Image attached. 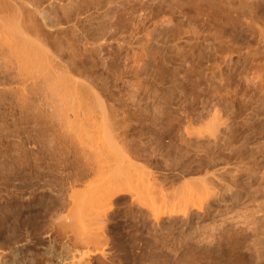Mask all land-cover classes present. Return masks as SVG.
<instances>
[{
    "label": "rangeland",
    "instance_id": "1",
    "mask_svg": "<svg viewBox=\"0 0 264 264\" xmlns=\"http://www.w3.org/2000/svg\"><path fill=\"white\" fill-rule=\"evenodd\" d=\"M105 1L106 0H99L98 2H97V0H94L92 3H90V2H88L87 3V5H88V7H87V9H86V11H80V14L78 13L77 15L79 16V20H80V23L78 22V20H77V15L75 16V18H73V20L72 21H70V22H68V23H71V22H74V21H77V22H75L76 23V25L78 26H76L77 28H79L78 30L76 29L75 30V34H74V36H76L77 37V41L76 42H78V43H82V42H84V40L86 39V38H89L90 36H91V34H92V31H91V27H93L95 24H96V22L97 21H99L100 19H102V23H101V25H102V27H103V29H102V35L101 36H103V37H101L99 40L100 41H97V42H95L96 44H92L93 46H96L95 47V49H96V53H97V57H98V61H99V65L96 67V69L94 70V71H96V72H94L93 71V74L91 75V77H94V83H95V85L93 84V83H91V84H93V87L96 89V87L98 88L97 90L99 91V92H101V90H102V88H106V90L105 89H103L102 90V92L100 93V94H103L102 96L104 97H108L107 99H105V101L106 102H108V100H109V102H110V105L108 104L107 105V107H108V110L109 109H112V110H109V111H111V113H114V114H110V115H112V117L115 119V120H118L119 119V121L121 120H124L123 122L124 123H122V124H126V125H116V124H114V125H116V126H113L115 129H116V132L113 130V128H110V130L108 131V130H106L105 128H103L104 129V132L102 131V121H103V116H102V114H101V112L99 113L98 111L99 110H97L96 111V108H94V111L96 112V113H94V111H93V105L94 104H90L89 102H91V96L88 94V96L87 95H85L84 97H81V95L78 97V95L79 94H75L74 96H67V98H71V97H73L71 100L69 99V100H64V99H67L66 98V94H64V91H63V93L60 91V90H58L57 91V93L59 92V95H60V92H61V95L63 96L62 97V99L65 101V102H67L66 104H62V99L59 101V97H58V94L57 93H55L56 92V88H55V86H54V84H53V86L52 85H48V87L47 86H41V85H37V86H35V89H33L34 88V86L33 85H31V87H30V85H28V86H26V87H21L22 85L20 84V83H16V82H14V81H10V80H8V81H6V83H5V81L3 82V81H0V208H1V211H0V215L3 217H1L0 218V223L2 224V226H5V227H9V228H15V230H16V233L15 234H13V236H15V237H13L12 235L10 236L11 238H21V237H23V231H24V227H26V228H29L30 230L31 229H33V230H31V231H33V233L34 234H38V232H39V234H43V232L45 233V231H47V228L48 227H46V225L47 226H50L49 228H51V224L50 223H47V224H44V225H42V223L43 222H48V217L49 216H47V218H45L46 217V213L47 212H50V213H48V215H51V211L52 210H50V209H53V207H54V205H55V203H53V202H56V196H55V194L53 193V192H56V190L58 189V190H62V191H65V189H66V187H67V185H66V182H65V180H68V179H70L71 178V176H72V178H75V177H84V176H88L89 174V169H88V167L89 166H91V164L92 165H94L99 159L101 160V159H103V158H106V160L108 159V158H110V156L107 158V157H105V154H104V152H103V154H104V156H103V158H102V156H100V158H99V156L98 155H100V153L102 152V150H100V149H103L104 148V146H102V144H105V143H103L104 141V139L106 140L105 142L107 143V146H106V144H105V150H108V148H109V154L110 155H119V154H121V152H119V151H117V146L119 145V144H121V140H120V138L122 139V137H123V135L125 134V135H127V136H125V137H127V139L125 138V144H127V145H125V147L127 146V147H129L130 145V147L129 148H134V147H136V148H138L137 149V152L140 154L139 155V157L137 156V158L138 159H136V156H135V154H133V156L132 155H130L129 156V158H128V161L129 160H131L130 161V163L131 164H127L128 166L129 165H132V164H136V165H134V166H139V165H144V164H142V163H145V159H146V157H148L150 154L149 153H151V155L153 156H149V163H150V166L147 164V163H145L146 165H145V168L146 169H150V170H152L153 172H155V174H157L159 177H162V174H163V172H168L169 170H168V166H166L165 164H164V157H167L168 158V160L169 161H167V162H170V158L169 157H171V156H169V155H166L165 154V152H166V150H165V147L167 146V139H169L170 138V134H169V132L168 131H166V132H164V134L163 133H161V129H164V124H163V122H164V120L167 118V116H173V114L174 113H176V111L174 110V109H172V107H170V104L173 106V108L175 107V105L174 104H172V102L173 103H175L176 105H177V103H178V99H177V96H179L180 98H183L184 100H185V97H186V101H184L183 102V107H184V105H185V109H187V110H185V112L184 113H181V114H183V115H181L182 117L184 116V114L185 113H190V114H192L193 113V115L194 116H196V115H198V112L201 114H203V113H205L206 111H209V113L210 114H212V102H215V101H217L216 102V104L218 103L219 104V106L221 105V107H219L221 110H223V106H222V104H221V101L219 102L218 100H220V96H216V95H219V93H216L215 94V98H213V100H215V99H217V100H215V101H212V88H215L217 91H219L220 92V94H224V92H225V90L227 91L228 90V94L227 93H225V95H227L226 97H227V101H226V105H230L231 106V110H232V112H231V110H230V118H229V128H228V130L226 131V134H225V139L227 140V141H230L231 143H233L234 145H237V144H239L240 142H243V147H242V151L240 152V154H239V158L237 159V160H234L232 157L233 156H230V157H227V156H224V155H221L220 156V158L217 160V164L215 165V168H218L219 170L218 171H220L222 174H223V176H224V180L226 181V182H229V183H231V184H233V186H232V188H231V191H229V193L228 192H224L223 194H224V199H220V200H216V201H213V198H212V200L210 201V207L209 208H207L205 211H202L201 213H199V214H192V216H190V221H189V223L188 222H186V221H184V220H182V219H180L181 217H182V214H181V212L183 213V211H185V210H187V208H188V210L189 209H192L194 206H193V204H191L192 203V201H194L195 199V196H196V194H195V192H189V191H191V190H186V197L184 198L185 200H184V203H182L181 204V202H183V199L181 200L180 198V200L178 199V196H184L183 194L184 193H182L181 195H179V194H176L177 192H176V189L178 188V187H180V183H179V181L178 182H176L174 185L176 186V185H178V187H176V189L174 188V187H168V189L166 190V194L167 195H164V199L162 198L163 196H160L159 197V193H153V192H151L152 194H156V197H157V199H155L154 200V198H156L155 197V195H154V197H153V195L152 196H150V195H148V193L147 194H144V193H141V195H144V196H141L142 198L144 197V199H146V200H149V198L148 197H150L151 198V200L155 203V205H154V203L152 204V205H150L151 204V200H150V202L149 201H147L148 202V204L150 205V206H153V207H157V208H159V206H160V204L159 203H161V206L160 207H162V208H160L159 209V211L161 210V213H158L159 211H158V209L156 210L155 208V210H156V212H157V214H159V216H160V218H161V220H160V224H161V226L160 225H155L154 223V219H152L153 217H152V213H150L151 211H149L148 209H147V207L145 208L144 207V205H143V202H146V201H144V200H142V204L141 205H143V207H144V209H143V207L142 206H140V204H138L136 201V203L134 202H132L133 204H131L130 202L132 201V195H128V194H122V195H120L119 197H118V199H117V201H116V203L118 202V205L121 203V205H122V207H121V205H119V206H117L116 204H115V207L117 208L116 209V211L114 212V220L112 221V222H107V224L104 226V227H101L102 229H103V233L106 231V238H107V240L108 241H112L111 243H112V245H113V249L115 248V249H117V251L114 249H112L114 252H112V255L114 256V259L115 260H112L113 262H110L111 264H197L198 262H200L199 264H203V262L204 261H206L204 264H212V255L208 258L205 254H204V252L201 254H199V252L201 251V249L202 248H208V249H212L213 247H215L216 245H215V243L214 242H216L215 241V238L216 237H218V236H223V237H226L225 235H227V233H239V232H241V234L239 233L238 235H239V238L237 239L238 240V242H240V245H242L240 248H239V250H238V252L236 251L234 254H232L231 256H229V257H226L225 259H224V261L226 260L227 261V259L229 258V259H231V260H228V261H231L232 262V260H233V262L231 263V262H229L230 264H264V233H262V234H260V230H262L263 232H264V97L263 98H260L259 96H260V94H261V89L262 88H260V87H262L261 85H259V84H263V86H264V81L262 80V79H264V78H262L263 76H264V73H262V72H264V70L262 71V69H264L263 68V66H264V56L262 57V56H260V52L258 53L257 51H258V49L260 50L261 48H263L264 46H257V47H255V45L257 44L256 42H255V37L257 38L258 36L257 35H254V36H252V40H250L251 39V37L249 38V36H246V35H244V34H242V32L240 31V30H238V32H237V30H235V28L234 27H232V24L230 25V21H228V16H229V12H225V10H226V7H224V5H223V3H222V6H221V4L218 2V1H215V2H213V0H211V1H208L207 2V0L205 1V0H200V2H199V0H177V1H175V4L177 5V6H175L174 5V1L172 0V5L170 6V4H171V1L169 2V0H159V2H161V1H163L162 2V4L161 3H159V2H156L157 0H155V1H153V0H148V2H147V0H125V1H127V2H124L123 0H114V1H112V2H110V3H105ZM128 1H130V2H128ZM140 1V2H139ZM143 1V2H142ZM150 1V2H149ZM180 1V2H179ZM186 1H189L188 2V5H187V2ZM194 1V2H193ZM198 1V2H197ZM233 1V0H232ZM239 0H234V2H238ZM240 1H244L245 3H247V4H250V5H253V4H251L252 2H259V8H258V10H259V12L257 13L258 15H257V20L256 21H261V19L260 18H262V16H263V18L262 19H264V0L262 1V0H240ZM97 2V3H96ZM107 2V1H106ZM154 2V3H153ZM165 2V3H164ZM184 3V5L183 4H181V3ZM185 2H186V5H185ZM196 2V3H195ZM202 2H204V4L206 3L207 5H208V3L209 4H211L210 6L208 5H206L205 7H204V5H203V3ZM260 2H263L262 3V5H261V3ZM104 3H105V5H104ZM125 3H127L126 4V6H125ZM164 3V4H163ZM167 3H168V5H167ZM179 4V6H178V4ZM193 3H195L194 5L195 6H193ZM44 4L46 5V2H44ZM136 4V5H135ZM139 4H141L142 5V7L139 5ZM150 4V5H149ZM160 4V5H159ZM190 4H192V5H190ZM197 4L198 5H200V6H197ZM98 5H99V7H98ZM129 5H131V6H129ZM153 5V6H152ZM184 7H183V6ZM127 6H129V8L127 7ZM135 6V7H134ZM139 6V7H138ZM145 6V7H144ZM192 6V7H191ZM197 6V8H193V7H196ZM202 6V7H201ZM98 7V8H97ZM109 9H108V8ZM168 7H169V9H168ZM179 9H178V8ZM180 7H183L182 9H183V11L184 12H182V10L180 9ZM188 7V8H187ZM218 7H221V8H218ZM100 8V9H99ZM133 9L132 11H131V9ZM138 8V9H137ZM142 8V9H141ZM144 8V9H143ZM175 8H177V9H175ZM213 8V9H212ZM225 10H224V9ZM135 9H136V11L137 10H139L138 11V13L135 11ZM148 9V10H147ZM222 9H223V12H222ZM102 10V11H101ZM122 10V11H121ZM130 10V11H129ZM178 12H177V11ZM181 10V11H180ZM195 10H197V11H195ZM218 10H221V11H218ZM89 11V12H88ZM98 11V12H97ZM143 11V12H142ZM167 11V12H166ZM186 11L189 13V15H187L186 14ZM190 11V12H189ZM81 12H82V14H81ZM104 12H106L105 14H104ZM110 14H112V16L110 15L109 16V13ZM172 12V13H171ZM196 12H198L197 13V15H195L196 14ZM214 12V13H213ZM101 13H102V15L104 16V17H102V15H101ZM131 13V14H130ZM132 13H133V15L136 17H134L133 15H132ZM135 13L137 14V16L135 15ZM165 13V14H164ZM183 13H184V15H183ZM213 13V14H212ZM221 13H223V16H222V14ZM228 13V14H227ZM90 14H91V16H90ZM141 14H143V15H141ZM145 14V15H144ZM186 14V15H185ZM219 14H221V17H220V15ZM100 15V16H99ZM114 15V16H113ZM119 15V16H118ZM130 15V16H129ZM141 15V16H140ZM163 15V16H162ZM166 15H170L169 17H170V19L168 18V16H166ZM183 15V16H182ZM260 15H261V17H260ZM106 16L107 17H111L109 20L106 18ZM132 16H133V18H132ZM143 16V17H142ZM173 16V18L171 19V17ZM190 16H192V17H190ZM225 16V17H224ZM227 16V17H226ZM98 17H100V18H98ZM116 17H118V18H120V19H118V18H116ZM121 17H122V19H121ZM125 17V18H124ZM138 17V18H137ZM145 17V18H144ZM167 19V20H165V18ZM214 17L216 18V20L214 19ZM223 17V18H222ZM260 17V18H259ZM127 18V19H126ZM139 18H141V20H139ZM143 18V19H142ZM152 20H150V19ZM163 18H164V20L165 21H163ZM221 19V21H223V19H224V21L221 23V21H220V19ZM90 19V20H89ZM93 19V20H92ZM106 19V20H105ZM160 19V20H159ZM214 19V20H213ZM112 20V21H111ZM118 20H120V22L118 21ZM122 20H123V22H122ZM127 20H130V21H127ZM139 20V21H138ZM157 20V21H156ZM169 20H170V23H169ZM173 20V21H172ZM213 20V21H212ZM96 21V22H95ZM115 21V22H114ZM127 21V22H126ZM154 21V22H153ZM156 21V22H155ZM161 21H163L162 23H160ZM168 21V22H167ZM226 21H228L227 23L228 24H226ZM255 21V23H257ZM112 23V24H110V23ZM115 24H114V23ZM119 22V23H118ZM125 22H126V24H125ZM153 22V23H152ZM167 22V23H166ZM212 22H216L215 24L214 23H212ZM230 22V23H229ZM263 24H264V20H262L261 21ZM77 23H79V24H77ZM83 23V24H82ZM92 23V24H91ZM105 23H106V25H105ZM116 23H118L117 25H116ZM181 23V24H180ZM186 23V24H185ZM218 23V24H217ZM221 23V24H220ZM226 25H225V24ZM254 23V22H253ZM262 23H260L259 22V25H258V23L257 24H255L256 26H254L255 28H257V26H260V27H262V28H264V25L262 24ZM214 24V25H213ZM218 26H217V25ZM260 24H262V25H260ZM63 25H65V24H63ZM112 25V26H111ZM122 27H121V26ZM146 25V26H145ZM152 25V26H151ZM159 25V26H158ZM161 25V26H160ZM177 27H176V26ZM180 25H181V27H180ZM220 25V26H219ZM223 25H225V26H227L228 28H226L225 26L223 27ZM254 25V24H253ZM91 26V27H90ZM116 26H117V28H116ZM170 26V28H168ZM175 26V27H174ZM185 26H186V28H185ZM230 26H231V28H230ZM84 27V28H83ZM114 27V28H113ZM146 27V28H145ZM152 27V28H151ZM221 27V28H220ZM88 28H89V30H88ZM108 28V29H107ZM113 28V29H112ZM121 28H122V30H121ZM147 28H148V31H147ZM162 28V29H161ZM165 28H167V29H170L169 31L167 30V29H165ZM176 28V29H175ZM213 28V29H212ZM254 28V29H255ZM81 29H83V30H81ZM115 29V30H114ZM152 29V30H151ZM165 29V30H164ZM186 29V30H185ZM218 29H220L219 31H218ZM225 29V30H224ZM257 29H259V28H257ZM87 30V31H86ZM107 30V31H106ZM119 30V31H118ZM144 30V31H143ZM175 30V31H174ZM213 30H215V31H213ZM230 30V31H229ZM233 30V31H232ZM256 30V29H255ZM81 31V32H80ZM90 33H89V32ZM113 31V32H112ZM159 31H161V32H159ZM167 31H168V34H167ZM171 31V32H170ZM184 31V32H183ZM223 31V32H222ZM225 31H227V32H225ZM106 32V33H105ZM109 32V33H108ZM164 32H165V34L167 35H165L164 34ZM177 32V33H176ZM220 32V33H219ZM222 32V33H221ZM230 32H232V34L230 33ZM116 34V33H118V34H116V35H113V34ZM121 33V34H120ZM145 33V34H144ZM147 33V34H146ZM173 33V34H172ZM181 33V34H180ZM218 33H219V35L222 37V36H224V38L223 39H225L227 36V41L230 39L229 37H231V42L234 44V42H236L234 45H235V49L236 48H238V50L239 51H237V53L239 54V52H241L240 54H242L243 52V54L244 55H250L251 54V56H244L243 54L242 55H237L236 54V52H234V53H231V51H234L233 50V48H232V45L233 44H230L229 42H228V44H227V46L229 45V47H230V45H231V47L230 48H232V49H230V48H228L227 49V47L226 48H224L226 45H224V43L226 44V42H224V41H226V40H223L220 36H218ZM234 33V34H233ZM241 33V34H240ZM111 36H110V35ZM172 36H171V35ZM174 34H176V35H174ZM223 34V35H222ZM225 34H227V36L225 35ZM235 34H237V35H235ZM87 37H86V36ZM89 35V36H88ZM160 35V36H159ZM213 35V36H212ZM84 36V37H83ZM147 36V37H146ZM180 36V37H179ZM226 36V37H225ZM233 36V37H232ZM239 36V37H238ZM108 37V38H107ZM109 37H111L110 39H109ZM114 37H118L117 39H115ZM155 37V38H154ZM158 37H159V39H158ZM169 37V38H168ZM207 37V38H206ZM245 37V38H244ZM248 37V38H247ZM254 37V38H253ZM149 38V39H148ZM153 38H154V40H153ZM166 38H168V39H166ZM175 38V39H174ZM183 38V39H182ZM213 38L215 39V40H213ZM220 38V39H222L221 41H222V43H221V41H217L218 39ZM242 40V44H243V46H245V44H246V42L248 43V44H250L249 46L246 44V48L245 47H243L242 46V44L240 43V39ZM72 41H74L75 40V37H72ZM109 39V40H108ZM142 39H143V41H142ZM158 39V40H157ZM187 39V40H186ZM201 39V40H200ZM236 39V40H235ZM247 41H246V40ZM115 40V41H114ZM127 40H128V43H127ZM141 40V41H140ZM146 40H148V41H146ZM153 40V41H152ZM159 41V43H158V45H157V41ZM167 40V41H166ZM172 40V41H171ZM191 40V41H190ZM248 40H249V42H251V43H249L248 42ZM107 41H110V42H107ZM116 41H118V42H116ZM183 41V42H182ZM208 43H207V42ZM213 41V42H212ZM216 41V42H215ZM142 42V43H141ZM153 42V43H152ZM154 42H156V45H155V43ZM161 42V43H160ZM237 42H239V45H236V44H238ZM73 43H75V42H73ZM130 43V44H129ZM150 43V46L151 45H155L154 46V48H151L148 44ZM163 43V44H162ZM168 43V44H167ZM121 44V46H119ZM122 44H123V46H122ZM131 46H129V45ZM141 44V45H140ZM175 44L177 45V46H175ZM198 44H200V45H198ZM205 44H207V46L205 45ZM212 44L213 45H215L216 47H217V45H220L219 47H217L218 49H216L217 51H216V53H214V55H216V57L215 56H213L212 57V52L214 51V50H212ZM217 44V45H216ZM223 44V45H222ZM240 44H241V46H240ZM254 44V45H253ZM85 45H88V46H90V44H88L87 42H85ZM163 45V46H162ZM234 45H233V47H234ZM251 45H253V46H251ZM258 45V44H257ZM100 48H99V47ZM117 46H119L118 48H116ZM146 46V47H145ZM147 46H149V47H147ZM152 46V47H153ZM160 46V47H159ZM178 46L180 47L179 49H178ZM187 46V47H186ZM208 47V48H205V47ZM214 46V47H215ZM239 46V47H238ZM122 49H121V48ZM157 47V48H156ZM170 47V48H169ZM213 47V48H214ZM241 47H243V48H241ZM250 48V47H252L253 48V50H251V49H249V51L251 52V53H248L247 54V52H245V50L247 49V48ZM116 48V49H115ZM143 48V49H142ZM163 50H162V49ZM176 48H177V51H176ZM192 48V49H191ZM244 48H245V50H244ZM117 49H119V50H117ZM121 49V50H120ZM133 49V50H132ZM136 49V50H135ZM142 49V50H141ZM148 49V50H147ZM205 49V50H204ZM220 49H222L221 51H220ZM241 49V50H240ZM255 49H257V50H255ZM113 50V51H112ZM115 50V51H114ZM123 50V51H122ZM144 50V51H143ZM162 50V51H161ZM226 52H225V51ZM230 51V55L228 54V52ZM262 51H264V49H261ZM117 51H119L118 53L120 54H118L117 53ZM126 51V52H125ZM157 51H159V52H161V53H158ZM172 51V52H171ZM173 51L175 52L176 51V53L179 51V52H183L182 54H180V55H176V53L174 54L173 53ZM192 51V52H191ZM202 51V52H201ZM225 53H224V52ZM228 51V52H227ZM236 51V50H235ZM252 51H256L255 52V55L252 53ZM261 51V52H262ZM113 52V53H112ZM148 52V54H144V53H147ZM158 54H157V53ZM179 52H178V54H179ZM198 52V53H197ZM199 52H201V53H199ZM205 54H204V53ZM220 52V56H219V54H217V53H219ZM114 53H115V55H114ZM124 53H126V55L124 54ZM164 53V54H163ZM190 53V54H189ZM192 53V54H191ZM227 53V54H226ZM246 53V54H245ZM110 54H112V55H110ZM116 54L119 56V58H117L116 57ZM160 54V55H159ZM184 54H185V57H184ZM187 54V55H186ZM210 54V55H209ZM221 54H222V56H221ZM257 54H259V55H257ZM262 54L264 55V52H262ZM113 55L115 56V57H113ZM152 55V56H151ZM163 55V56H162ZM165 55H166V57H165ZM170 55V56H169ZM183 55V56H182ZM198 55H200V56H198ZM202 55H204V56H202ZM218 55V56H217ZM226 57H225V56ZM228 55V56H227ZM122 56H124V59L126 58L125 56H127L128 57V59L126 58V60L123 62V57ZM176 56H179V57H176ZM237 56H238V58H237ZM244 56V57H243ZM253 56V57H252ZM110 57V58H109ZM111 57H113L112 59H113V61L111 60ZM136 57V58H135ZM145 57V58H144ZM148 59H147V58ZM158 57H160L159 58V60H158ZM171 57V58H170ZM184 57V58H183ZM199 57H200V59H199ZM215 57V58H214ZM219 57V58H218ZM223 57V58H222ZM228 57H230L229 58V60H228ZM242 57V58H241ZM262 59V61H259V59L260 58ZM122 58V59H121ZM152 58V59H151ZM156 58V59H155ZM163 58V60H161ZM167 58V59H166ZM181 58V59H180ZM192 58V59H191ZM200 60L199 62H198V59ZM214 58V59H213ZM222 59V61L224 62L225 61V64L222 62L220 65H219V63L217 64V61H218V59H219V62L221 61V59ZM225 58V59H224ZM227 58V59H226ZM237 58V59H236ZM252 58H253V60L254 59H256V60H252ZM140 59V60H139ZM144 59H146V62L149 64V65H146V66H149L148 67V70L146 71V69H147V67H144L142 64H143V60ZM152 60V61H150V60ZM155 59V60H154ZM165 59V60H164ZM217 59V60H216ZM250 59V60H249ZM135 60V61H134ZM157 60H158V62H157ZM161 60V61H160ZM177 60V61H176ZM181 60V61H180ZM216 61V62H214V64H216V65H214V64H212L213 62L212 61ZM111 61V62H110ZM143 61V62H142ZM150 61V62H149ZM155 61V62H154ZM162 61H164L163 63H162ZM187 61V62H186ZM193 61H194V63H193ZM197 62V64H199L200 66H198L197 64H196V62ZM202 61V62H201ZM228 61V62H227ZM237 61V62H236ZM242 61H246V62H248V64H247V66H249V68L247 67V66H245V62H242ZM256 61H258V62H256ZM3 62V61H2ZM2 62H1V64H0V68L3 70H1L0 69V75H2L1 74V72H3V73H5L6 71L7 72H9V73H13L14 72V70L12 69V66L10 65L11 63L9 62V61H7V65L5 64V63H3L2 64ZM113 62H115V63H113ZM127 62V63H126ZM135 62V63H134ZM137 62V63H136ZM166 62H167V64H166ZM182 62H185V64L184 63H182ZM201 62V63H200ZM208 62V63H207ZM227 62V63H226ZM233 62H234V64H233ZM236 62V63H235ZM241 62H242V64H241ZM251 62H252V65H251ZM254 62H256V63H254ZM260 62H261V64L263 65L262 67H261V64H260ZM9 63V64H8ZM116 63H118V64H116ZM151 63V64H150ZM159 63L162 67H160L159 66V64H158V66H154L153 64H155V65H157V64ZM164 63H165V66H167V67H165V66H163L164 65ZM186 63H187V65H186ZM192 65H191V64ZM206 63V64H205ZM210 63V64H209ZM229 63H230V65L231 64H233L232 66H233V68H230V65H229ZM77 64V66H79L78 64H80V62H78V63H76ZM111 64V65H110ZM120 64V65H119ZM176 64H177V66L178 65H180V66H176ZM184 64V65H183ZM194 64H196V65H194ZM224 64V67L222 66ZM236 64V65H235ZM255 64V66H253ZM259 64H260V66H259ZM8 66V67H6L7 69H5V71H4V68H3V66ZM102 65V66H101ZM108 65V66H107ZM130 65V66H129ZM142 65V66H141ZM152 67H151V66ZM171 65H172V67H171ZM176 66V68H175V66ZM213 65V66H212ZM219 65V66H218ZM226 65V66H225ZM259 66V67H257V66ZM11 66V67H10ZM110 66V67H109ZM112 66V67H111ZM116 66V67H115ZM141 68H145V70H143V69H141ZM169 66H170V68L171 69H169ZM192 66H196V68L194 67L193 69H192ZM208 66V67H207ZM216 66H218V68L216 67ZM236 68H235V67ZM244 66H245V68H244ZM10 67V68H9ZM80 68H83V66H79ZM108 67V68H107ZM155 69H154V68ZM184 67V68H183ZM186 67H188V68H186ZM191 67V68H190ZM201 67V68H200ZM207 67V68H206ZM214 68V70H213V68ZM242 67V70L240 69ZM260 67H261V69H260ZM8 68H9V70H11V71H9L8 70ZM103 68V69H102ZM115 69V71H112L113 69ZM150 68V69H149ZM163 68H165L164 70H162ZM174 68H175V70H174ZM178 68V70H182L181 71V73H183V80L180 78L182 75H181V73L178 75L176 72L178 71V70H176ZM219 68H220V70H219ZM230 68V69H229ZM247 68V69H246ZM250 68H251V70H250ZM98 69H101V70H98ZM137 69H139V70H137ZM158 69H159V72H158ZM167 69H169V71L167 70ZM183 69H184V71H183ZM188 70V71H186V70ZM191 69V70H190ZM195 69H196V71H195ZM197 69H201L200 70V72H199V70H197ZM209 69V70H208ZM221 69H222V72H220L221 71ZM224 69V70H223ZM245 71H244V70ZM258 69H260L259 71H258ZM107 70H109V71H107ZM120 70V71H119ZM167 70V71H166ZM238 70V71H237ZM239 70H241L242 71V73H241V71H239ZM251 72H253L252 70H254V71H258L259 72V75H260V73H262L260 76L258 75V74H255V75H257V78H261V80L263 81L262 83L260 82V83H258L257 81H258V79L255 77L254 79H253V77L255 76L254 74H253V77L251 78V74L252 73H250V71ZM104 71V72H103ZM141 71V72H140ZM144 71V72H143ZM157 71V72H156ZM179 71V72H180ZM190 71H191V73H190ZM205 71V72H204ZM213 71H214V73L215 74H213ZM243 71L244 72H246V74L245 73H243ZM249 71V72H248ZM262 71V72H261ZM6 72V73H7ZM115 72V73H114ZM130 72V73H129ZM134 72V73H133ZM162 72H163V74H162ZM168 74H167V73ZM171 72V73H170ZM174 72H175V74H174ZM178 72V73H179ZM188 72V74H186ZM194 72V73H193ZM199 74H198V73ZM212 72V73H211ZM233 73V75H232V73ZM98 73L99 74H101L100 76L98 75ZM119 73H121V74H119ZM153 73V74H152ZM164 73H165V75H164ZM196 73V74H195ZM221 73V74H220ZM239 75H238V74ZM249 73V74H248ZM132 74V75H131ZM137 75V77H136V75ZM145 74V75H144ZM157 75V77H155L156 75ZM170 74H172V76L170 75ZM177 74V75H176ZM189 74H190V76H189ZM195 74V75H194ZM212 74H213V76H212ZM217 74H219V75H217ZM222 74H224V75H222ZM226 74H230V76L228 77V75H226ZM243 74V75H242ZM248 74V75H247ZM102 75H103V77H102ZM105 75H106V77H105ZM119 75H120V77H119ZM158 75L159 76H161V79H160V77L158 78ZM163 75H164V77H163ZM197 75H198V77H197ZM221 75V76H220ZM227 77H226V76ZM232 75V76H231ZM250 75V76H249ZM263 75V76H262ZM96 76V77H95ZM168 76V77H167ZM176 78H175V77ZM177 76H179V77H177ZM195 76V77H194ZM201 76V77H200ZM262 76V77H261ZM122 77V78H121ZM124 77V78H123ZM155 77V78H154ZM162 77H163V79H162ZM165 77L167 78V79H165ZM169 77H170V79H172V80H170L169 79ZM173 77V78H172ZM188 77H192V79L191 78H188ZM196 78L194 81H193V79L194 78ZM216 77H219L220 78V80H222V81H219V78H216ZM222 77H224V78H222ZM248 77H250L249 79L250 80H247L248 79ZM102 78H103V80H102ZM105 78V79H104ZM107 78V79H106ZM188 78V79H187ZM226 78L228 79V80H226ZM230 78H231V80H230ZM97 79H100V80H97ZM160 80V82H159V80ZM179 79V80H178ZM190 79H191V81H190ZM206 80V82H203V81H205ZM243 81H242V80ZM251 79H253L252 81H251ZM257 79V80H256ZM102 80V81H101ZM164 80V81H163ZM170 80V81H169ZM174 80H176V81H174ZM226 81V82H223V81ZM239 80V81H238ZM247 81V82H245V81ZM260 80V79H259ZM260 80V81H261ZM97 81V82H96ZM134 81L136 82V83H134ZM155 81H157V82H159V83H157V82H155ZM173 83H172V82ZM178 81H179V83H178ZM249 81H251V82H249ZM7 82H8V85H7ZM98 82H100L99 84H98ZM154 82H155V84H154ZM164 84H163V83ZM168 82V83H167ZM170 82V83H169ZM190 82H192V83H190ZM201 82V85L200 86H197L196 88L198 89L197 91H196V89H195V85H196V83H200ZM203 82V83H202ZM4 84V86H3V84ZM12 83L13 84H16L15 85V87H12V86H14V85H12ZM26 83H29L28 81L26 82ZM103 83V84H102ZM175 83V85H173ZM176 83H178V86L176 85ZM190 83V84H189ZM225 83H227L228 84V86H227V84H225ZM252 83V84H251ZM258 83V84H257ZM10 84V85H9ZM90 84V83H89ZM90 84V85H91ZM153 84V85H152ZM162 85V86H160V85ZM172 85V86H169V85ZM193 84V85H192ZM207 84V85H206ZM213 84H215V85H213ZM12 85V86H11ZM107 87H106V86ZM158 87H157V86ZM190 85H192L193 87H192V90H191V87H190ZM203 85V86H202ZM222 85H224V86H222ZM7 86V87H6ZM50 86H52V88H54L52 91H50L52 88H50ZM58 86V85H57ZM96 86V87H95ZM99 86V87H98ZM105 86V87H104ZM112 86V87H111ZM173 86H176V87H173ZM213 86V87H212ZM220 86V87H219ZM226 86V88H224ZM258 86V87H257ZM6 87V88H5ZM21 89H20V88ZM28 87H30V88H28ZM37 87L39 88V89H37ZM156 87V88H155ZM167 87V88H166ZM171 87H172V89H171ZM180 87V88H179ZM199 87V88H198ZM203 87V88H202ZM220 89H218V88ZM227 87H229V88H227ZM254 87H255V89H258V90H254V91H256V92H254L253 91V89H254ZM257 87V88H256ZM26 90H25V89ZM47 88L49 89L50 88V90L48 91L47 90ZM58 89L60 88V86H58L57 87ZM101 88V89H100ZM169 88H170V90H169ZM174 88H175V90H176V92L179 94V95H177L176 94V92H175V90H174ZM177 88V89H176ZM183 90H182V89ZM223 88V89H222ZM14 89V90H13ZM23 89V90H22ZM29 89V90H28ZM35 91L34 93H37L36 95L35 94H33V90ZM61 89V88H60ZM153 89H154V91H153ZM156 89V90H155ZM163 89H165V91L163 90ZM178 89H179V92H178ZM193 89H195V90H193ZM200 89V90H199ZM230 89V90H229ZM13 90V91H12ZM28 90V91H27ZM30 90H32V91H30ZM43 90H46V91H44L45 93H43ZM54 90H55V92H54ZM61 90H63V89H61ZM127 90V91H126ZM167 90V91H166ZM171 90H173V92H170ZM180 90H182V91H180ZM16 93H15V92ZM40 91V93H38ZM42 91V92H41ZM105 91V92H104ZM163 91V93H161ZM190 91V92H189ZM192 91V92H191ZM193 91H195L194 92V94H193ZM201 91H202V94H201ZM208 91H210L209 93H208ZM230 91V92H229ZM258 91L260 92L259 94H258ZM3 92V93H2ZM46 92L48 93L47 95H46ZM104 92V93H103ZM167 92V93H166ZM181 92V93H180ZM186 94H184V93ZM200 94H199V93ZM234 92V93H233ZM19 93V94H18ZM20 93H22V94H20ZM50 93H52L53 95L52 96H49V95H51ZM56 94V96H55V94ZM106 93V94H105ZM109 93V94H108ZM168 93H169V95L170 96H167L168 95ZM176 94V95H172V96H175L174 98L176 99V100H174V98L171 96V94ZM196 93V94H195ZM13 94V95H12ZM18 94V95H17ZM32 94H33V96H32ZM38 94H40V96L38 95ZM45 94V97L43 96ZM64 94V95H63ZM156 94V95H155ZM164 96H163V95ZM181 94V95H180ZM182 94H184V96L182 95ZM189 94H191V95H189ZM204 94V95H203ZM209 94V95H208ZM17 95V96H16ZM23 95H26L25 97L23 96ZM40 97H38V96ZM125 95V96H124ZM160 95H162V96H160ZM167 97H166V96ZM193 95H194V97L196 98H193ZM201 95V96H200ZM229 95H231V96H229ZM258 95V96H257ZM263 95H264V93H263ZM3 96V97H2ZM23 96V97H22ZM35 96V97H34ZM37 96V97H36ZM44 98H43V97ZM83 96V95H82ZM90 96V97H89ZM159 96L161 97V100L159 99ZM182 96V97H181ZM196 96H199V98L198 97H196ZM228 96H229V98H228ZM257 96V97H256ZM47 97V98H46ZM50 97H51V101H50ZM55 97V98H54ZM78 97V98H77ZM89 99H88V98ZM127 97V98H126ZM162 97H163V99H162ZM250 97V98H249ZM253 97V98H252ZM259 97V98H258ZM37 98H38V100H37ZM43 98V99H42ZM58 98V99H57ZM75 98V99H74ZM83 98V99H82ZM91 98V99H90ZM166 98H167V100H168V103H165V100H166ZM172 98V99H171ZM247 98V99H246ZM20 99H22V100H20ZM57 99V100H56ZM114 99H116V100H114ZM120 99V100H119ZM156 99H157V101H156ZM159 99V100H158ZM165 99V100H164ZM199 99H200V101H199ZM255 99H256V103L254 102L255 101ZM261 99V100H260ZM5 100V101H4ZM45 100V101H44ZM48 102H47V101ZM90 100V101H89ZM150 100H154V101H150ZM163 100V101H162ZM175 102H174V101ZM230 102H229V101ZM249 100V101H248ZM263 100V101H262ZM3 101V102H2ZM58 101H59V103H58ZM73 102L74 104H70L71 102ZM171 101V103H169ZM193 101V102H192ZM202 101H204V105L203 104H201L202 103ZM261 103H260V102ZM40 102H41V104H40ZM50 102V103H49ZM56 102V103H55ZM81 102V103H80ZM88 104H87V103ZM93 102V101H92ZM159 102V104H157ZM33 103V104H32ZM45 103V104H44ZM60 104V105H58V104ZM112 103H113V106H112ZM153 103H154V105H153ZM163 103V104H162ZM229 103V104H228ZM230 103H232V104H230ZM261 105H260V104ZM20 104V105H19ZM40 104V105H39ZM54 104V105H53ZM78 106H77V105ZM125 104V105H124ZM162 104V105H161ZM167 104V105H166ZM217 104V105H218ZM263 104V105H262ZM44 105V106H43ZM51 107H50V106ZM64 106V105H66V106H64L65 108H62V106ZM71 105V106H70ZM91 105V108H89V106ZM119 105H121L120 106V108H119ZM129 107H128V106ZM141 105V106H140ZM145 105V106H144ZM156 105V106H155ZM157 105H161L160 107L159 106H157ZM169 105V106H168ZM202 105L204 106V107H202ZM216 105V106H217ZM256 105V106H255ZM257 105H259V106H257ZM41 108H40V107ZM49 106V107H48ZM52 106H54V107H52ZM61 106V107H60ZM68 106H69V108H68ZM78 108H76V107ZM87 106V107H86ZM125 106H127V107H125ZM147 106V107H146ZM153 106V107H152ZM198 106V107H197ZM252 106V107H251ZM255 108H254V107ZM8 107V108H7ZM45 107V108H44ZM57 107V108H56ZM67 107V108H66ZM111 107V108H110ZM114 107V108H113ZM121 107H123L124 108V110H123V108H121ZM155 107V108H154ZM166 109H164V108ZM167 107V108H166ZM196 107V108H195ZM251 107V108H250ZM259 109H258V108ZM13 108V109H12ZM52 108H53V110H52ZM72 109V111H71V109ZM83 108V109H82ZM86 108H87V111H84V110H86ZM89 108V109H88ZM128 108V109H127ZM143 108V109H142ZM146 108V109H145ZM157 108V109H156ZM168 108H170V109H168ZM252 108H254V109H252ZM32 109V110H31ZM44 109V110H43ZM62 111H61V110ZM64 109V110H63ZM74 109V110H73ZM82 110V112H81V110ZM90 109H91V111H90ZM114 109V110H113ZM116 109V110H115ZM120 109H122V114H125V115H122V116H124V117H122L121 115V117H119V115L118 114H120L121 112L119 111ZM127 109V110H126ZM131 109V110H130ZM138 109H140L139 110V112L137 111ZM152 109H154V110H152ZM155 109H156V112H155ZM160 109H162V110H160ZM197 109V110H196ZM233 109H234V112H233ZM249 109H250V111H249ZM255 109H256V111H255ZM23 110V111H22ZM66 110V111H65ZM67 110H69V111H67ZM135 110V111H134ZM144 110V111H143ZM147 110V111H146ZM151 110V111H150ZM170 110V112H172V113H169L168 111ZM7 111V112H6ZM45 111V112H44ZM52 111V112H51ZM58 111H61V112H58ZM63 111H65L64 113L66 114V115H64V113H63ZM114 111H118V112H120V113H118V112H114ZM123 111H125V112H123ZM132 111H134V112H132ZM163 111V112H162ZM191 111V112H190ZM253 111V112H252ZM18 112V113H17ZM87 112V113H86ZM89 112H91V113H89ZM98 112V113H97ZM131 112V113H130ZM135 112H138V114L136 113V115H134V113ZM145 114V115H149V113L152 115V113H153V115H152V117H151V115L149 116V117H151V118H149L148 116H146L147 117V119H146V117L145 116H143L142 114ZM148 112V113H147ZM157 114H155V113ZM164 112H166V113H164ZM174 112V113H173ZM194 112H195V114H194ZM250 112H252V117H251V121H249V123L247 124V126H246V122H244L243 120H244V117H246L247 115H248V113H250ZM256 113V114H253V113ZM37 113V114H36ZM62 113V114H61ZM72 113H75V115H76V117H74L73 118V116H75L74 114L72 115ZM81 113V114H80ZM83 113V114H82ZM94 115H93V114ZM133 113V115H132V117H130L131 116V114ZM170 115H169V114ZM234 113V114H233ZM247 113V114H246ZM90 114V115H89ZM100 114V115H99ZM127 114H130V115H127ZM161 114V117L159 116ZM209 114V115H210ZM56 117H55V116ZM69 115V116H68ZM97 115H98V117L101 119H99L98 117H97ZM142 115V116H141ZM155 115H156V117H155ZM242 115V116H241ZM84 116H85V118H84ZM86 116H87V118H86ZM93 116V117H92ZM94 116H95V118L96 119H98L97 120V122H96V124L98 125V127H101V130H100V128L99 129H97L96 127H97V125L95 126V123L94 124H92L93 125V131H92V129H90V127H92V125H91V121H93V118H94ZM137 118V120L139 121H137L136 120V118ZM164 116V117H163ZM23 117V118H22ZM60 117V118H59ZM62 117V118H61ZM67 117H69L68 119H67ZM81 119H79V118ZM116 117V118H115ZM133 117H134V122L136 121V122H138V123H134L133 124ZM158 117V118H157ZM243 117V118H242ZM55 118H58V119H55ZM66 119V121H68V124L65 122V120L64 119ZM92 118V120H90V119ZM94 118V119H95ZM118 118V119H117ZM120 118H122V119H120ZM123 118H125V119H123ZM127 118V119H126ZM130 118V119H129ZM132 118V119H131ZM140 118H143V120H145V123H144V121H142V119H140ZM149 118V119H148ZM154 118V119H153ZM162 118H163V120H162ZM16 119V120H15ZM25 119V120H24ZM76 119V120H75ZM87 119V120H86ZM89 119V120H88ZM151 119H153V120H151ZM158 120V119H161V120H159V121H156V120ZM243 119V120H242ZM45 120V121H44ZM61 120H64V122L65 123H61L62 121ZM69 120H71V121H69ZM80 120V121H79ZM127 120H129L130 122H131V120H132V122L130 123V122H128ZM148 120H149V122H148ZM55 121V122H54ZM59 121V122H58ZM86 121V122H85ZM87 121H89V122H87ZM94 121H96V120H94ZM101 121V122H100ZM118 121V122H119ZM120 121V122H121ZM126 121V122H125ZM150 121H152V122H154V124L151 122L150 123ZM156 121V122H155ZM162 123H161V122ZM50 122H51V124H50ZM76 122H78V123H76ZM80 122H81V125H80ZM100 123V126H99V123ZM127 122L129 123V125H127ZM140 122H142V123H140ZM149 124H147V123ZM159 122H160V124H159ZM263 122V123H262ZM76 125H75V124ZM84 123V124H83ZM157 123V124H156ZM20 124V125H19ZM31 124V125H30ZM65 124H66V126H70L69 124H72V126H71V128H65L66 126H65ZM83 124V125H82ZM136 124V125H135ZM138 124V125H137ZM141 124H143L141 127H140V125ZM146 124V125H145ZM156 124V125H155ZM23 125V126H22ZM55 125V126H54ZM61 125V126H60ZM87 125V126H86ZM91 125V126H90ZM154 125V126H153ZM194 125H196L197 126V124L194 122ZM112 126H110V127H112ZM120 126H122V129H121V127ZM135 126H137V128L135 129V130H133V127L135 128ZM47 127V128H46ZM84 127H86L87 128V130L88 131H85L84 129H86V128H84ZM103 127H104V125H103ZM129 127V128H128ZM130 127H132L131 129H130ZM148 127H149V129H148ZM158 127H160V129L158 128ZM163 127V128H162ZM26 128V129H25ZM64 128L66 129V130H64ZM89 128V129H88ZM119 130H118V129ZM127 128V129H126ZM143 130V131H141V129ZM156 128V129H155ZM158 128V129H157ZM67 129H68V131H67ZM69 129H71L70 131H69ZM125 129V130H124ZM129 129H130V132H129ZM149 130V131H146V130ZM154 129V131H152ZM235 129V130H234ZM54 130V131H53ZM61 130V131H60ZM98 130H100V131H102V132H98ZM113 130V131H112ZM122 130V131H121ZM127 130V133L125 132ZM132 130V131H131ZM140 130V131H139ZM156 130H158V131H156ZM233 130L235 131V132H233ZM67 131V132H66ZM92 131V132H91ZM119 131H121L122 133L120 134V133H118ZM124 131V132H123ZM63 132V133H62ZM68 132H70V133H68ZM90 132V133H89ZM93 132H96L97 134H95V133H93ZM106 132V133H105ZM111 132H113V134H114V132H115V134H114V136H115V138H114V136L112 135V133ZM131 132H132V134H131ZM141 132V133H140ZM146 132H148L147 134H146ZM153 132H154V135H153ZM67 133V134H66ZM104 134V135H100V134ZM117 133L118 134H120L121 136H120V138H119V136L117 137ZM145 133V134H144ZM161 133V134H160ZM232 133V134H231ZM52 134H53V136H52ZM70 134V135H69ZM135 134V135H134ZM137 134H139V135H137ZM231 134V135H230ZM47 135V136H46ZM99 135V137L98 138H100V139H98L97 138V136ZM130 135V137H128ZM132 135H133V137H132ZM141 135V136H140ZM150 135V136H149ZM156 135H160V139H163V140H161V142H162V144H160V146H162V147H157L156 146V148H155V140L157 139V136ZM163 135V136H162ZM66 136V137H65ZM71 137V139L69 138V137ZM96 136V137H95ZM137 136H139V137H137ZM168 136V137H167ZM92 137V138H91ZM94 137L96 138V140L94 139ZM101 137H103V138H101ZM116 137L118 138V140L117 141H119L118 143L119 144H117V143H115V141H116ZM137 137V138H136ZM150 137H151V139H153L152 141H151V139H150ZM155 137V138H154ZM244 137V138H243ZM248 137V138H247ZM138 138H139V140H138ZM141 138V139H140ZM75 139V140H74ZM103 139V140H102ZM131 139V140H130ZM133 139H135V141L133 140ZM150 139V140H149ZM99 140H100V142H99ZM142 142H141V141ZM135 143H134V142ZM138 141H139V143H138ZM246 141V142H245ZM81 142V144H79ZM128 142V143H127ZM131 142H132V144H131ZM136 142H137V144H136ZM144 142V143H143ZM210 142H212V141H210ZM70 143V144H69ZM99 143V146L100 147H97V145L96 144H98ZM100 143H102V144H100ZM147 145H146V144ZM136 144V145H135ZM139 144V145H138ZM82 145V146H81ZM117 145V146H116ZM129 145V146H128ZM134 145V146H133ZM140 145H142V146H140ZM149 145V146H148ZM81 146V147H80ZM143 146L145 147V148H143ZM153 146V147H152ZM165 146V147H164ZM124 147V148H125ZM126 147V149H128ZM146 147H147V150H146V152H145V149H146ZM150 147V148H149ZM78 148V149H77ZM79 148H80V151H79ZM100 148V149H99ZM107 148V149H106ZM153 148V149H152ZM158 148H159V150H158ZM161 148H163L162 150H161ZM85 149V150H84ZM97 149H98V154H96V156L97 157H95V156H93L95 153H97ZM150 149V150H149ZM212 149L213 150H215L216 151V149L215 148H213L212 147ZM78 150V151H77ZM104 150V149H103ZM104 150V151H105ZM110 150H111V153H110ZM114 150V151H113ZM84 151V152H83ZM115 151H116V153H118V154H116L115 153ZM143 153H142V152ZM149 151V152H148ZM161 151V152H160ZM162 151H163V154L161 155V153H162ZM79 152V153H78ZM90 152V153H89ZM224 152H227V150H225ZM86 153V154H85ZM105 153L106 154H108L106 151H105ZM146 153V154H145ZM160 154V156H159V154ZM198 153H201V152H198ZM88 154V155H87ZM108 154V155H109ZM84 155V156H83ZM86 155V156H85ZM90 155V156H89ZM108 155H106V156H108ZM122 155V154H121ZM144 155V156H143ZM146 155V156H145ZM166 155V156H165ZM89 156V157H88ZM93 156V157H92ZM116 156H112V158L114 157V158H116V159H118L119 157H120V155H119V157H116ZM142 158H141V157ZM158 156H159V158H158ZM162 156V158H161V160H160V157ZM164 156V157H163ZM84 157H86V158H84ZM192 157L193 158H195V156L194 155H192ZM192 157L190 156L188 159L190 160V159H192ZM83 158H84V160H83ZM96 161H93V159ZM112 158H111V160H112ZM113 158V160H115ZM120 159V158H119ZM134 159V160H133ZM144 159V160H143ZM153 159H154V161H153ZM87 161V163H85L86 161ZM92 160V162H90ZM104 160V159H103ZM106 160H104L105 162H110V161H106ZM123 155H122V157H121V160H118V161H120V163L121 162H123ZM135 160H138V162L136 161V162H134ZM140 160V161H139ZM152 160V161H151ZM81 161V162H80ZM143 161V162H142ZM161 161V162H160ZM164 161V162H163ZM76 162H77V164H76ZM85 163V166H84V163ZM89 162H90V165H89ZM99 162V161H98ZM124 162L126 163V161L124 160ZM123 162V164H125ZM134 162V163H133ZM139 162H141V163H139ZM151 162H152V164H151ZM157 162V163H156ZM160 162V163H159ZM101 163H102V161H101ZM163 163V164H162ZM76 164V165H75ZM86 164H88V165H86ZM97 164V163H96ZM98 164H100V162L98 163ZM105 164V163H104ZM159 164V165H158ZM195 164H196V162H193L192 163V166H195ZM218 164H219V166H218ZM71 165V166H70ZM160 165H161V167H160ZM162 165H163V167H162ZM77 166V167H76ZM88 166V167H87ZM126 166V165H125ZM159 166V167H158ZM166 166V167H165ZM217 166V167H216ZM222 168H221V167ZM72 167H74V168H72ZM82 168V169H84L85 171H87L88 170V172H85L84 170V172L85 173H81V172H83L82 171V169H80V168ZM79 168V169H78ZM127 168V167H126ZM125 168V169H126ZM130 168V167H129ZM128 168V170H130L131 171V169H129ZM132 168V167H131ZM159 168V169H158ZM72 169H75V173L73 172V170ZM134 169V168H133ZM156 169V170H155ZM163 169V170H162ZM127 170V169H126ZM155 170V171H154ZM175 170V169H174ZM73 172V174H72V172ZM79 171V172H78ZM135 171V170H134ZM61 172V173H60ZM79 174H78V173ZM129 172V171H128ZM135 172H137V171H135ZM134 172V173H135ZM156 172H161L160 174L159 173H156ZM78 174V176H76L77 174ZM70 174H71V176H70ZM66 175V176H65ZM70 177H68V176ZM74 175V176H73ZM80 175V176H79ZM83 175V176H82ZM52 176V177H51ZM64 176V177H63ZM58 177V178H57ZM63 177V179H65V180H63V179H60V178H62ZM66 177V178H65ZM132 177H134L135 179H138V181H139V183L141 184V185H139V183L137 182V180H136V182L138 183H136L137 185H139L140 187V189H142V183H141V181L143 182V180H148L149 179V181H150V178L148 177V178H146L147 176H145L144 175V177L143 176H140V177H143L142 179L141 178H139V177H135V176H132ZM187 177V176H186ZM54 178H56V179H60L61 180V182L58 180H56V179H54ZM51 179V180H50ZM54 179V182H57V183H54V182H52V180ZM135 179L133 180V181H135ZM181 179H183V178H181ZM48 180V181H47ZM129 180H131V179H129ZM9 181V182H8ZM44 181V183H46L47 184V189H46V184H43L42 182ZM46 181V182H45ZM132 180H131V182H133ZM21 182V183H20ZM37 182V183H36ZM63 182V183H62ZM130 182V181H129ZM128 182V183H129ZM225 182V183H226ZM31 183H33V188H32V186H31ZM36 183V184H35ZM62 184L61 186L59 185V184ZM144 183H145V185H143L145 188V190H146V188L148 187V185H146V183H148L147 181L145 182L144 181ZM13 184H15V185H13ZM35 184V185H34ZM38 184H39V186H38ZM48 184H49V186H48ZM56 184L57 185V187H53L54 185ZM63 184H64V186H63ZM130 184V183H129ZM133 184H134V182H133ZM4 185V186H3ZM18 185H20V188H18L17 186ZM36 185H37V188H36ZM44 187H43V186ZM50 185H51V187H50ZM53 185V186H52ZM59 185V186H58ZM34 186H35V189H37V190H35L34 189ZM42 186V187H41ZM66 186V187H65ZM131 186H132V183H131ZM134 186H136V185H134ZM182 186V185H181ZM9 187H11V188H9ZM13 187H17V188H14L13 189ZM25 187V188H24ZM30 187V188H29ZM38 187H40V188H38ZM51 188V191H50V189L49 188ZM133 187V186H132ZM10 190H9V189ZM22 188V189H21ZM27 188V189H26ZM55 188H57V189H55ZM136 188V187H135ZM135 188L133 187V189L135 190ZM167 188V187H166ZM171 188H173L174 190H172ZM182 188V187H181ZM180 188V189H181ZM7 189V190H6ZM14 191H13V190ZM16 189V190H15ZM41 189V190H40ZM49 189V190H48ZM143 189V190H144ZM148 189V188H147ZM149 189H150V187H149ZM169 189H171V192H173V191H175V193L173 192L172 194H176V195H178L177 197H175V198H177L178 200L176 201H173L175 198L173 197V195H171V192H170V190ZM180 189H179V191H180ZM189 189V188H188ZM4 190H6V191H4ZM19 190H21L22 192H19ZM34 190V191H33ZM143 190H141L142 192H144ZM169 190V191H168ZM234 190H238L239 191V193H240V195L238 196V197H235L234 196V194L232 193V191H234ZM8 192L9 191V193L10 194H7V193H4V192ZM53 191V192H52ZM138 191V190H137ZM182 191H184V188H183V190L181 189V192ZM22 193L23 194V196H20V195H22V194H17V193ZM29 192H31L30 194H29ZM139 193H140V190L138 191ZM146 192H149V191H146ZM149 192V193H150ZM168 192V193H167ZM3 193V194H2ZM15 193H16V195H15ZM27 195H26V194ZM44 193V194H43ZM136 193V192H135ZM191 193V194H190ZM6 194H7V196L9 195V196H11L12 198H10L9 196V198L6 196ZM188 194H190V195H188ZM25 195V196H24ZM29 195V196H28ZM53 195H54V197H53ZM168 195H170V197L168 198ZM194 196V198H193V196ZM4 196H6V197H4ZM128 196H130V197H128ZM138 196H140V194H138ZM138 196H137V198H138ZM146 196H147V198H146ZM171 196L173 197L172 199H171ZM126 197H128V198H126ZM189 197V198H188ZM198 197V196H197ZM124 199V201H125V198L127 199V201L129 202H125V203H122V200ZM141 198V199H142ZM153 198V199H152ZM160 198H161V201L163 202V204L165 203V206L166 207H164V205L162 204V202L160 201ZM191 198V199H190ZM54 199V200H53ZM129 199V200H128ZM131 199V200H130ZM139 199V198H138ZM165 199H166V202H165ZM188 199H189V202H190V204L192 205V207L190 206V204H189V202H188V204H187V201H188ZM199 199H200V197H199ZM140 200V199H139ZM159 200V201H158ZM201 200V199H200ZM51 201V202H50ZM156 201H158V202H156ZM180 201V202H179ZM199 201V200H198ZM202 201V200H201ZM200 201V202H201ZM25 202V203H24ZM45 202H46V204H45ZM120 202V203H119ZM147 202L145 203V204H147ZM177 202V203H176ZM199 202V203H200ZM203 202V201H202ZM25 205H24V204ZM26 203H29V206L26 204ZM36 203V207H34L33 206V204H35ZM51 203H53V204H51ZM128 203V205L129 204H131V207H132V210H133V213H134V215H136V216H138V217H134V216H132V217H128V215L125 213V212H127L128 210H127V208H128V205H127V207H126V205L125 204H127ZM140 203V202H139ZM158 203V204H157ZM176 203V204H175ZM180 205H184V207L182 206V207H180L179 206V204ZM22 204L24 205V209H23V206H22ZM30 204H32V205H30ZM157 204V205H156ZM197 204V203H196ZM196 204H194L195 206H196ZM16 205V206H15ZM47 205H48V207H47ZM53 205V207L52 208H50L51 206ZM137 205V206H136ZM163 205V206H162ZM176 205H178L177 207H176ZM22 206V207H21ZM25 206H26V209L27 210H25ZM41 206H43L44 208H45V210L46 211H44V208L43 207H41ZM124 206V207H123ZM146 206V205H145ZM149 206V207H150ZM28 207H30V208H28ZM38 207V208H37ZM40 207H41V209H40ZM141 207V209H142V211H140L139 212V209L138 208H140ZM152 207V208H153ZM179 207L181 208V211H180V209H179ZM5 208H6V210H5ZM17 208V209H16ZM20 208H22V211H24V212H22L21 211V209ZM34 208V209H33ZM50 208V209H49ZM121 208V209H120ZM151 208V207H150ZM149 208V209H150ZM165 208V209H164ZM166 208H167V210H170L169 211V213H168V211H165L166 210ZM177 208V209H176ZM195 208V207H194ZM11 209H13V210H11ZM16 209V210H15ZM20 209V210H19ZM31 209H32V211H33V213H32V211H31ZM37 209V210H36ZM40 209V210H39ZM47 209H49V211H47ZM83 209H85V208H83ZM82 209V210H83ZM120 209V210H119ZM122 209H125V210H127V211H123ZM147 209V210H146ZM178 210V211H176V210ZM7 210H9V212L7 213ZM10 210L11 211H13L12 212V214H11V212H10ZM34 210H36V211H34ZM183 210V211H182ZM4 211V212H3ZM43 211V212H42ZM123 211V212H122ZM137 211V212H136ZM149 213H148V212ZM152 211H154V210H152ZM164 211V212H163ZM195 211V210H194ZM3 212V213H2ZM29 213V215H28V213ZM35 212H37V215L38 216H41V217H43L44 215H45V217H43V218H40L39 217V219L41 220V221H39V219L38 220H36V219H34V217H32L31 215H35V216H37L36 215V213ZM40 213V215H39V213ZM44 212H45V214H44ZM117 212V213H116ZM139 212V213H138ZM21 214V215H19V216H17L18 214ZM144 213H146V215L144 214ZM3 214V215H2ZM14 214V215H13ZM26 214H27V217L30 219V220H26V219H28V218H25L26 217ZM138 214V215H137ZM174 214V215H173ZM10 215V216H12V218H10V217H8V216ZM25 215V216H24ZM180 215V216H179ZM6 216V217H5ZM15 216L18 218L19 217V219H17V218H15ZM20 216L22 217V218H20ZM152 218H151V217ZM177 216V217H176ZM179 216V217H178ZM5 217V218H4ZM8 217V218H7ZM146 217V218H145ZM149 217V218H148ZM175 217V218H174ZM23 218H25V219H23ZM36 218V217H35ZM38 218V217H37ZM45 218V219H44ZM50 218V217H49ZM144 218V219H143ZM3 219V220H2ZM6 219V220H5ZM10 219H12V220H10ZM15 219H16V222H17V225H16V222H15ZM23 220V222H25V221H27V222H25V224L22 222V220ZM32 219L34 220V221H32ZM44 219V220H43ZM132 219V220H131ZM147 219V220H146ZM173 219V220H172ZM2 220V221H1ZM14 220V221H13ZM46 220V221H45ZM147 222H146V221ZM176 220V221H175ZM9 221H10V223H11V225H13V226H11L10 225V223H9ZM35 221H36V223H35ZM43 221V222H42ZM6 222L8 223V225L6 224ZM15 222V223H14ZM30 222H31V224H30ZM42 222V223H41ZM113 222H115V223H113ZM163 222V223H162ZM172 222V223H171ZM177 222V223H176ZM19 223V224H18ZM27 223V224H26ZM35 225H34V224ZM39 223H40V225H39ZM112 223V224H111ZM0 224V225H1ZM5 224V225H4ZM24 224V225H23ZM50 224V225H49ZM109 224V225H108ZM114 224V225H113ZM11 227H10V226ZM21 225H23V226H21ZM32 225H33V228H32ZM41 225L43 226V228L41 227ZM92 225H94V224H92ZM162 225H163V227H162ZM171 225H173V226H171ZM175 225V226H174ZM194 225V226H193ZM16 226V227H15ZM20 226H21V228H20ZM95 226H97L96 225V223H95ZM98 226H99V224H98ZM145 226V227H144ZM157 226V227H156ZM200 226V227H199ZM19 227V228H18ZM36 227V228H35ZM39 227H40V229H39ZM105 227H107V228H105ZM170 227V228H169ZM213 227L215 228V229H213ZM17 228V229H16ZM37 228L39 229V230H37ZM41 228L44 230H41ZM45 228H46V230H45ZM48 228V229H49ZM97 228V227H96ZM163 228V229H162ZM169 228V229H168ZM175 228V229H174ZM196 228H197V230H196ZM20 229H22V230H20ZM36 229V230H35ZM102 229H101V231H102ZM105 229V230H104ZM194 229H195V231H194ZM225 229V230H224ZM242 229V230H241ZM97 230H99L100 231V228L98 227V229ZM192 230V231H191ZM233 230V231H232ZM238 230H240V231H238ZM18 231V232H17ZM20 231V232H19ZM49 231H51V232H49ZM48 232L50 233V234H55L56 232L54 231V229H53V227H52V229L51 230H49ZM53 231L55 232V233H53ZM169 231L171 232V234L169 233ZM196 231H198V232H196ZM204 231V232H203ZM218 231V232H217ZM235 231V232H234ZM243 231V232H242ZM109 232H111V233H109ZM167 232V234H165V233ZM179 232V233H178ZM181 232V233H180ZM200 232V233H199ZM168 233H169V235H168ZM223 233V234H222ZM33 234V235H34ZM105 234V233H104ZM166 236H165V235ZM206 234V235H205ZM210 234H212V236L210 237ZM225 234V235H224ZM244 234V237L242 236ZM248 234H249V236H248ZM44 235V234H43ZM111 235V236H110ZM164 235V236H163ZM167 235H168V237H167ZM171 235H172V237H171ZM178 235H179V237H181V238H179L178 237ZM218 235V236H217ZM107 236H109V237H107ZM188 236H191V238L190 239H188ZM205 236H206V238H205ZM209 236V237H208ZM228 236V235H227ZM241 236V237H240ZM34 237H36V238H38L39 240H42L43 239V236L42 235H40L39 237L38 236H34ZM42 237V238H41ZM164 237L166 238V240L164 239ZM176 237V238H175ZM237 237V236H236ZM165 240H163V239ZM185 238H186V240H185ZM208 238H209V241H208ZM240 238L242 239V240H240ZM110 239V240H109ZM115 239V240H114ZM158 239V240H157ZM169 239V240H168ZM172 239V240H171ZM174 239V240H173ZM177 239H178V241H177ZM181 239H182V243H180L181 242ZM200 239V240H199ZM203 239H204V241H203ZM245 239L247 240V241H245ZM54 242H59V235H57V233L55 234V237H54ZM58 240V241H57ZM116 240H117V242H116ZM163 240V241H162ZM196 240V241H195ZM214 240V241H213ZM213 241V242H212ZM245 241V242H244ZM166 242V243H165ZM174 242V243H173ZM177 242H178V244H180V246H178V244H177ZM187 242H188V245H187ZM194 242V243H193ZM200 242V243H199ZM203 242H204V244H203ZM244 242V243H243ZM175 246V247H173V245ZM185 243V244H184ZM197 243V244H196ZM245 244V245H247L246 247L245 246H243V244ZM176 244V245H175ZM200 244V245H199ZM207 246H206V245ZM209 244V245H208ZM212 244V245H211ZM184 245H185V247H184ZM177 246L178 247H180V248H178V250H177ZM192 246V247H191ZM201 246V247H200ZM203 246V247H202ZM120 247V248H119ZM122 247V248H121ZM124 247V248H123ZM159 247V248H158ZM188 247H189V249H188ZM200 247V248H199ZM168 248V249H167ZM172 248V249H171ZM174 248H175V253H174ZM183 250H182V249ZM191 248V249H190ZM196 248H198V249H196ZM243 250H242V249ZM246 248H248L247 250H246ZM170 249H171V251H170ZM193 249V250H192ZM195 249L197 250V252L195 251ZM240 249L242 250V251H240ZM173 250V251H172ZM181 250V251H180ZM190 250H192V251H190ZM119 251V252H118ZM124 251V252H123ZM188 251V255L186 254V252ZM199 251V252H198ZM251 253H250V252ZM118 252V253H117ZM184 252V253H183ZM190 252V253H189ZM195 252V253H194ZM243 252H245L244 254H243ZM196 253H198V255L199 256H201V258L202 259H204V258H206V260H200V257L196 254ZM237 253V254H236ZM241 253H242V255H244L245 257H246V259H245V257L244 256H242L241 255ZM257 253V254H256ZM193 255V256H192ZM198 256V257H196V256ZM202 255H204V256H202ZM255 255V256H254ZM98 256V257H97ZM174 256V257H173ZM191 256H192V258H191ZM240 256V257H239ZM251 256V257H250ZM176 257V258H175ZM195 257V258H194ZM231 257V258H230ZM242 257V258H241ZM249 257V258H248ZM117 258V259H116ZM237 258V259H236ZM250 260V261H248V259ZM98 259V260H97ZM197 259H199L200 261H198ZM209 259V261H207ZM239 260V261H238ZM244 260V262H242ZM97 261V262H96ZM99 261H100V259H99V255H94V257L91 259V262H92V264H94V263H97V264H99ZM110 261V260H109ZM211 261V263H209ZM241 261V262H240ZM115 262V263H114ZM118 262V263H117ZM237 262V263H236ZM109 262H108V264H110ZM229 263H225V264H229Z\"/></svg>",
    "mask_w": 264,
    "mask_h": 264
},
{
    "label": "bare ground",
    "instance_id": "2",
    "mask_svg": "<svg viewBox=\"0 0 264 264\" xmlns=\"http://www.w3.org/2000/svg\"><path fill=\"white\" fill-rule=\"evenodd\" d=\"M94 0H0V64H1V62H2V64L3 63H5L6 65H7V61H9L11 64V66H12V69L14 70V72L11 74V73H9V72H5V73H3V72H1V74L2 75H0V81H5V83H6V81H8V80H10V81H14V82H18V83H20L22 86L21 87H26V86H28V85H30V87H31V85H35V86H37V85H41L42 87L44 86H47L48 87V85L50 84V85H52L53 86V84H54V86H55V88H56V92H55V90H54V92L55 93H57V91L58 90H60L62 93H63V91H64V94H66V98H67V96L69 97V96H74L75 94L77 95V94H79L78 95V97L81 95V97H84L85 95H87L88 96V94L91 96V102H89L90 104L92 103V104H94L93 105V111H94V108H96V111L97 110H99L98 112L100 113L101 112V114H102V116H103V121L101 122L102 123V131L104 132V129L103 128H105L106 130H110V128H113V130L115 129L113 126H116V125H126V124H122V123H124L123 121L124 120H120L119 121V119L118 120H115L113 117H112V115H110V114H114V113H111V111H109V110H112V109H109L108 110V107H107V105L109 104L110 105V102H109V100H108V102H106L105 101V99H107L105 96L103 97L102 95L103 94H100L101 92H102V90L103 89H105L106 90V88H102V90H101V92H99L97 89V87H96V89L93 87V84L95 85V83H94V77H91V75L93 74V71L96 69V67L99 65V61H98V57H97V53H96V49H95V47L97 46H93L92 44H96L95 42H97V41H100L99 39L101 38V37H103V36H101L102 35V29H103V27H102V25H101V23H102V19H100L99 21H95L96 22V24L93 26V27H91L92 29H91V31H92V34H91V36L89 37V38H86L85 40H84V42H82V43H78V42H76L78 39H77V37L76 36H74V34H75V30L77 29H79V28H77L78 26L76 25V23L75 22H77V21H74V22H71V23H68V22H70V21H72L73 20V18H75V16L79 13L80 14V11H86V9H87V7H88V5H87V3L88 2H90V3H92ZM99 0H97V2H98ZM107 1V2H106ZM105 1V3H110V2H112V1H114V0H106ZM116 1V0H115ZM124 2H127V1H125V0H123ZM151 1V0H150ZM149 1V2H150ZM153 1H155V0H153ZM171 1V4H170V6L172 5V0H169V2ZM174 1V0H173ZM175 1H177V0H175ZM175 1L173 2L174 3V5L175 6H177L176 4H175ZM184 1V0H183ZM195 1V0H194ZM193 1V2H194ZM206 1V0H205ZM208 1H211V0H207V2ZM215 1H218L220 4H221V6H222V3H223V5H224V7H226V10H225V12H229V18H228V21H230L229 23H230V25L232 24V27H234L235 28V30H240L241 32H242V34H244V35H246V36H249V38L251 37V39L250 40H252V36H254V35H257L258 37L256 38L255 37V42L258 44H256L255 45V47H257V46H264V28H262V27H260V26H257V28H259V29H257V28H255L254 26H256L255 24H257L258 23V25H259V22L260 23H262L261 21L262 20H264V19H262L263 18V16H262V18H260L261 17V15H260V19H261V21H256L257 20V13L259 12V10H258V8H259V2H257L256 0V2H252L251 4H253V5H250V4H247V3H245L244 1H238V2H234V0L232 1V0H213V2H215ZM263 1V0H262ZM44 2H46V5L44 4ZM96 2V3H97ZM128 2H130V1H128ZM140 2V1H139ZM143 2V1H142ZM147 2H148V0H147ZM156 2H159V0H157ZM162 2L163 1H161V2H159V3H161L162 4ZM178 2V1H177ZM180 2V1H179ZM187 2V5H188V2L189 1H186ZM186 2H185V5H186ZM198 2V1H197ZM199 2H200V0H199ZM94 3V2H93ZM105 3H104V5H105ZM154 3V2H153ZM165 3V2H164ZM163 3V4H164ZM190 3V2H189ZM196 3V2H195ZM195 3H193V6H195L194 4ZM203 3V5H204V7L207 5L206 3V5L204 4V2H202ZM261 3V5H262V3L263 2H260ZM126 4L127 3H125V6H126ZM178 4V3H177ZM180 4V3H179ZM179 4H178V6H179ZM181 4H183L184 5V3L182 2ZM180 4V5H181ZM136 5V4H135ZM141 7H142V5L141 4H139ZM150 5V4H149ZM160 5V4H159ZM167 5H168V3H167ZM182 5V6H183ZM190 5H192V4H190ZM208 5L210 6L211 4H209L208 3ZM207 5V6H208ZM129 6H131V5H129ZM129 6H127L128 8H129ZM153 6V5H152ZM169 6V5H168ZM197 6H200V5H198L197 4ZM197 6L196 7H193V8H197ZM98 7H99V5H98ZM97 7V8H98ZM132 7V6H131ZM135 7V6H134ZM139 7V6H138ZM145 7V6H144ZM184 7V6H183ZM183 7H180V9L182 10V12H184L183 11ZM192 7V6H191ZM202 7V6H201ZM211 7V6H210ZM108 8V7H107ZM178 8V7H177ZM177 8H175V9H177ZM188 8V7H187ZM218 8H221V7H218ZM100 9V8H99ZM109 9V8H108ZM131 9V8H130ZM138 9V8H137ZM142 9V8H141ZM144 9V8H143ZM168 9H169V7H168ZM179 9V8H178ZM213 9V8H212ZM223 9H222V12H223ZM133 9H131V11H132ZM148 10V9H147ZM180 10V11H181ZM102 11V10H101ZM122 11V10H121ZM130 11V10H129ZM135 11H136V9H135ZM138 11L139 10H137L136 12L138 13ZM177 11V10H176ZM195 11H197V10H195ZM218 11H221V10H218ZM89 12V11H88ZM98 12V11H97ZM133 12V11H132ZM143 12V11H142ZM167 12V11H166ZM178 12V11H177ZM190 12V11H189ZM106 12H104V14H105ZM109 13V12H108ZM172 13V12H171ZM188 12L186 11V14H187ZM197 13L198 12H196V14L195 15H197ZM214 13V12H213ZM212 13V14H213ZM81 14H82V12H81ZM103 14V15H104ZM113 14V13H112ZM112 14H110L109 13V16L111 15L112 16ZM131 14V13H130ZM139 14V13H138ZM165 14V13H164ZM185 14V15H186ZM222 14V16H223V13H221ZM221 14H219L220 15V17H221ZM228 14V13H227ZM264 14V13H263ZM101 15H102V13H101ZM102 15V17H104ZM132 15H133V13H132ZM135 15L137 16V14L135 13ZM141 15H143V14H141ZM140 15V16H141ZM145 15V14H144ZM183 15H184V13H183ZM182 15V16H183ZM187 15H189V13L187 14ZM90 16H91V14H90ZM100 16V15H99ZM114 16V15H113ZM119 16V15H118ZM130 16V15H129ZM134 16V15H133ZM133 16H132V18H133ZM163 16V15H162ZM166 16H168V15H166ZM170 16V15H169ZM168 16V18L170 19V17ZM92 17V16H91ZM135 17V16H134ZM143 17V16H142ZM190 17H192V16H190ZM225 17V16H224ZM227 17V16H226ZM79 18V16L77 15V20H78V22L80 23V18ZM98 18H100V17H98ZM106 18L109 20L111 17H107L106 16ZM116 18H118V17H116ZM125 18V17H124ZM136 18V17H135ZM138 18V17H137ZM145 18V17H144ZM165 18V17H164ZM164 18H163V21H165V20H167L166 18H165V20H164ZM173 18V16L171 17V19ZM223 18V17H222ZM76 19V18H75ZM118 19H120V18H118ZM121 19H122V17H121ZM127 19V18H126ZM143 19V18H142ZM150 19V18H149ZM214 19L216 20V18L214 17ZM213 19V20H214ZM220 19V18H219ZM225 19V18H224ZM224 19H223V21H224ZM90 20V19H89ZM93 20V19H92ZM106 20V19H105ZM139 20H141V18H139ZM138 20V21H139ZM151 20V19H150ZM160 20V19H159ZM212 20V21H213ZM226 20V19H225ZM112 21V20H111ZM119 22H120V20H118ZM127 21H130V20H127ZM126 21V22H127ZM142 21V20H141ZM152 21V20H151ZM157 21V20H156ZM155 21V22H156ZM163 21H159L160 23H162ZM173 21V20H172ZM220 21H221V19H220ZM223 21H221V23L223 22ZM228 21H226V24H228L227 22ZM255 21L257 22V23H255ZM115 22V21H114ZM113 22V23H114ZM118 22V23H119ZM122 22H123V20H122ZM126 22H125V24H126ZM154 22V21H153ZM152 22V23H153ZM168 22V21H167ZM166 22V23H167ZM254 22V23H253ZM79 23H77V24H79ZM110 23V22H109ZM118 23H116V25L118 24ZM164 23V22H163ZM169 23H170V20H169ZM212 23H214V22H212ZM216 23V22H215ZM214 23V24H215ZM220 23V24H221ZM63 24H65V25H63ZM83 24V23H82ZM92 24V23H91ZM110 24H112V23H110ZM115 24V23H114ZM181 24V23H180ZM186 24V23H185ZM213 24V25H214ZM218 24V23H217ZM216 24V25H217ZM225 24V23H224ZM225 24V25H226ZM254 24V25H253ZM263 24V23H262ZM262 24H260V25H262ZM80 25V24H79ZM105 25H106V23H105ZM225 25H223V27L225 26ZM264 25V24H263ZM77 26V27H76ZM112 26V25H111ZM118 26V25H117ZM117 26H116V28H117ZM121 26V25H120ZM146 26V25H145ZM152 26V25H151ZM159 26V25H158ZM161 26V25H160ZM176 26V25H175ZM174 26V27H175ZM218 26V25H217ZM220 26V25H219ZM122 27V26H121ZM177 27V26H176ZM180 27H181V25H180ZM226 28H228L227 26H225ZM84 28V27H83ZM114 28V27H113ZM112 28V29H113ZM146 28V27H145ZM152 28V27H151ZM168 28H170V26L168 27ZM185 28H186V26H185ZM221 28V27H220ZM230 28H231V26H230ZM256 30H255V29ZM108 29V28H107ZM162 29V28H161ZM165 29H167V28H165ZM164 29V30H165ZM176 29V28H175ZM213 29V28H212ZM81 30H83V29H81ZM88 30H89V28H88ZM115 30V29H114ZM121 30H122V28H121ZM152 30V29H151ZM168 31L170 30V29H167ZM186 30V29H185ZM220 29H218V31H219ZM225 30V29H224ZM238 30H237V32H238ZM79 31V30H78ZM84 31V30H83ZM87 31V30H86ZM90 31V32H91ZM107 31V30H106ZM119 31V30H118ZM144 31V30H143ZM147 31H148V28H147ZM168 31H167V34H168ZM175 31V30H174ZM213 31H215V30H213ZM230 31V30H229ZM233 31V30H232ZM81 32V31H80ZM89 32V31H88ZM89 32V33H90ZM113 32V31H112ZM159 32H161V31H159ZM171 32V31H170ZM184 32V31H183ZM223 32V31H222ZM221 32V33H222ZM225 32H227V31H225ZM106 33V32H105ZM109 33V32H108ZM162 33V32H161ZM177 33V32H176ZM220 33V32H219ZM219 33H218V36H220L219 35ZM231 34H232V32H230ZM116 34H118V33H116ZM115 33L113 34V35H116ZM121 34V33H120ZM145 34V33H144ZM147 34V33H146ZM164 34H165V32H164ZM173 34V33H172ZM181 34V33H180ZM234 34V33H233ZM241 34V33H240ZM110 35V34H109ZM166 35V34H165ZM171 35V34H170ZM174 35H176V34H174ZM223 35V34H222ZM226 36H227V34H225ZM235 35H237V34H235ZM86 36V35H85ZM89 36V35H88ZM111 36V35H110ZM117 36V35H116ZM160 36V35H159ZM167 36V35H166ZM172 36V35H171ZM213 36V35H212ZM225 36V37H226ZM72 37H75V40L74 41H72L73 39H72ZM84 37V36H83ZM87 37V36H86ZM147 37V36H146ZM180 37V36H179ZM221 37V36H220ZM228 37V36H227ZM225 38V39H223L224 38V36H222L221 38L223 39V40H226V41H224V42H226V44L224 43V45H226L224 48H226L227 47V49L228 48H230L231 47V45H230V47H229V45L227 46V44H228V42L230 43V44H233L230 40H231V37H229L230 39L227 41V39L228 38ZM233 37V36H232ZM239 37V36H238ZM108 38V37H107ZM111 37H109V39H110ZM115 39H117L116 37H114ZM155 38V37H154ZM154 38H153V40H154ZM169 38V37H168ZM168 38H166V39H168ZM207 38V37H206ZM245 38V37H244ZM248 38V37H247ZM254 38V37H253ZM108 39V40H109ZM149 39V38H148ZM158 39H159V37H158ZM157 39V40H158ZM175 39V38H174ZM183 39V38H182ZM218 39V38H217ZM222 39H218L217 41L219 42V41H221ZM240 39V38H239ZM118 40V39H117ZM152 40V41H153ZM156 40V41H157ZM187 40V39H186ZM201 40V39H200ZM213 40H215L214 38H213ZM236 40V39H235ZM241 40V39H240ZM246 40V39H245ZM115 41V40H114ZM141 41V40H140ZM142 41H143V39H142ZM146 41H148V40H146ZM167 41V40H166ZM172 41V40H171ZM191 41V40H190ZM247 41V40H246ZM253 41V40H252ZM73 42H75V43H73ZM85 42H87L88 44H90V46H88V45H85ZM107 42H110V41H107ZM116 42H118V41H116ZM183 42V41H182ZM207 42V41H206ZM213 42V41H212ZM216 42V41H215ZM242 42V40L240 41V43ZM248 42H249V40H248ZM98 43V42H97ZM127 43H128V40H127ZM142 43V42H141ZM153 43V42H152ZM155 43V45H156V42H154ZM158 43H159V41H157V45H158ZM161 43V42H160ZM208 43V42H207ZM221 43H222V41H221ZM236 42H234V44H235ZM238 44H236V45H239V42H237ZM249 43H251V42H249ZM130 44V43H129ZM128 44V45H129ZM163 44V43H162ZM168 44V43H167ZM233 44V45H234ZM242 44V43H241ZM241 44H240V46H241ZM244 44V43H243ZM243 44H242V46H243ZM246 44L249 46L250 44H248L247 42H246ZM246 44H245V46H246ZM252 44V43H251ZM141 45V44H140ZM149 46H150V43L148 44ZM154 45V46H155ZM198 45H200V44H198ZM206 46H207V44H205ZM217 45V44H216ZM223 45V44H222ZM233 45H232V48H233V50L235 49V45H234V47H233ZM254 45V44H253ZM253 45H251V46H253ZM119 46H121V44L119 45ZM119 46H117L116 48H118ZM122 46H123V44H122ZM130 46V45H129ZM149 46H147V47H149ZM153 45H151L150 47L151 48H154V46L152 47ZM163 46V45H162ZM175 46H177L176 44H175ZM212 46L214 47L215 45H213L212 44ZM220 45H217V47H219ZM245 46H243V47H245ZM99 47V46H98ZM131 47V46H130ZM146 47V46H145ZM149 47V48H150ZM160 47V46H159ZM181 47V46H180ZM179 46H178V49L180 48ZM187 47V46H186ZM205 47V46H204ZM212 47V50H214L213 52H212V57L213 56H215L216 57V55H214V53H216V49H218L216 46L213 48ZM221 47V46H220ZM219 47V48H220ZM239 47V46H238ZM243 47H241V48H243ZM97 48V47H96ZM100 48V47H99ZM115 48V49H116ZM121 48V47H120ZM157 48V47H156ZM170 48V47H169ZM205 48H208V47H205ZM222 48V47H221ZM232 48H230V49H232ZM246 48V47H245ZM245 48H244V50H245ZM252 47H248L246 50H245V52H247V54L248 53H251L250 51H249V49H251ZM258 48V47H257ZM98 49V48H97ZM122 49V48H121ZM120 49V50H121ZM143 49V48H142ZM141 49V50H142ZM162 49V48H161ZM192 49V48H191ZM209 49V48H208ZM261 49H264V47L263 48H261ZM259 50L258 49V53L260 52L261 54H260V56H264L263 54H262V52H264V51H262V50ZM117 50H119V49H117ZM133 50V49H132ZM136 50V49H135ZM148 50V49H147ZM163 50V49H162ZM161 50V51H162ZM180 50V49H179ZM205 50V49H204ZM222 49H220V51H221ZM236 50V51H235ZM234 51H231V53H234V52H236V54L237 55H239L241 52H239V54L237 53V51H239L238 50V48H236ZM241 50V49H240ZM251 50H253V48L251 49ZM255 50H257V49H255ZM113 51V50H112ZM115 51V50H114ZM123 51V50H122ZM144 51V50H143ZM176 51H177V48H176ZM176 51L174 52L173 51V53L175 54L176 53ZM225 51V50H224ZM223 51V52H224ZM229 51V50H228ZM227 51V52H228ZM262 51V52H261ZM119 51H117V53H118ZM126 52V51H125ZM158 53H161V52H159V51H157ZM156 52V53H157ZM172 52V51H171ZM179 52V51H178ZM178 52L176 53V55H180V54H182L183 52H179V54H178ZM192 52V51H191ZM202 52V51H201ZM201 52H199V53H201ZM226 52V51H225ZM224 52V53H225ZM254 52V53H253ZM255 52L256 51H252V53L255 55ZM113 53V52H112ZM157 53V54H158ZM198 53V52H197ZM204 53V52H203ZM244 53V52H243ZM242 53V54H243ZM119 54V53H118ZM125 55H126V53H124ZM144 54H148V52L147 53H144ZM164 54V53H163ZM190 54V53H189ZM192 54V53H191ZM205 54V53H204ZM217 54H219V56H220V52L219 53H217ZM227 54V53H226ZM228 54L230 55V51L228 52ZM242 54H240V55H242ZM246 54V53H245ZM110 55H112V54H110ZM114 55H115V53H114ZM113 55V57H115ZM120 55V54H119ZM160 55V54H159ZM187 55V54H186ZM210 55V54H209ZM239 55V56H240ZM244 55V54H243ZM249 55V54H248ZM248 55H244V56H248ZM257 55H259V54H257ZM152 56V55H151ZM163 56V55H162ZM170 56V55H169ZM181 56V55H180ZM183 56V55H182ZM198 56H200V55H198ZM202 56H204V55H202ZM218 56V55H217ZM221 56H222V54H221ZM225 56V55H224ZM228 56V55H227ZM243 56V57H244ZM249 56H251V54L249 55ZM113 57H111V60L113 61ZM116 57L117 58H119V56L116 54ZM123 57V59H124V56H122ZM127 59H128V57L127 56H125ZM165 57H166V55H165ZM176 57H179V56H176ZM184 57H185V54H184ZM183 57V58H184ZM201 57V56H200ZM200 57H199V59H200ZM214 57V58H215ZM226 57V56H225ZM253 57V56H252ZM110 58V57H109ZM113 58V59H112ZM126 58L123 60V62L126 60ZM136 58V57H135ZM145 58V57H144ZM147 58V57H146ZM159 58L160 57H158V60H159ZM171 58V57H170ZM213 58V59H214ZM219 58V57H218ZM223 58V57H222ZM229 58L230 57H228V60H229ZM237 58H238V56H237ZM236 58V59H237ZM242 58V57H241ZM260 58V57H259ZM122 59V58H121ZM148 59V58H147ZM152 59V58H151ZM156 59V58H155ZM154 59V60H155ZM167 59V58H166ZM181 59V58H180ZM192 59V58H191ZM198 59V58H197ZM198 59V62L200 61ZM221 59V58H220ZM225 59V58H224ZM227 59V58H226ZM264 59V58H263ZM140 60V59H139ZM143 60V59H142ZM150 60V59H149ZM158 60H157V62H158ZM161 60H163V58L161 59ZM160 60V61H161ZM165 60V59H164ZM217 60V59H216ZM250 60V59H249ZM252 60H253V58H252ZM254 60H256V59H254ZM253 60V61H254ZM135 61V60H134ZM144 61V62H143ZM142 62H143V66L144 67H147V69H146V71L148 70V67L149 66H146V65H149L147 62H146V59H144ZM150 61H152V60H150ZM149 61V62H150ZM177 61V60H176ZM181 61V60H180ZM259 61H262V59L260 58L259 59ZM78 62H80V64H78L79 66L81 65V66H83V68H80L79 66H77V64L76 63H78ZM111 62V61H110ZM155 62V61H154ZM164 61H162V63H163ZM187 62V61H186ZM196 62V61H195ZM202 62V61H201ZM200 62V63H201ZM213 63L212 64H214V62H216V61H212ZM223 61H222V59H221V61L219 62V59H218V61H217V64L219 63V65L222 63ZM228 62V61H227ZM226 62V63H227ZM237 62V61H236ZM235 62V63H236ZM242 62H245V66H247V64H248V62H246V61H242ZM242 62H241V64H242ZM256 62H258V61H256ZM256 62H254V63H256ZM264 62V61H263ZM113 63H115V62H113ZM127 63V62H126ZM135 63V62H134ZM137 63V62H136ZM182 63H184L185 64V62H182ZM193 63H194V61H193ZM192 63V64H193ZM208 63V62H207ZM224 64H225V61L223 62ZM247 63V64H246ZM259 63V62H258ZM9 64V63H8ZM116 64H118V63H116ZM151 64V63H150ZM157 64V63H156ZM159 64V63H158ZM158 64L157 65H155V64H153L154 66H158ZM166 64H167V62H166ZM183 64V65H184ZM191 64V63H190ZM191 64V65H192ZM196 64H197V62H196ZM196 64H194V65H196ZM206 64V63H205ZM210 64V63H209ZM224 64L222 65L223 67H224ZM233 64H234V62H233ZM233 64H231L230 65V63H229V65H230V68H233ZM260 64H261V62H260ZM260 64H259V66H260ZM111 65V64H110ZM120 65V64H119ZM141 65V66H142ZM186 65H187V63H186ZM198 66H200L199 64H197ZM214 65H216V64H214ZM218 65V66H219ZM236 65V64H235ZM251 65H252V62H251ZM3 66V65H2ZM10 66V67H11ZM102 66V65H101ZM108 66V65H107ZM130 66V65H129ZM151 66V65H150ZM159 66L160 67H162L160 64H159ZM163 66H165V63H164V65ZM175 66V65H174ZM176 66H177V64H176ZM176 66H175V68H176ZM178 66H180V65H178ZM177 66V67H178ZM213 66V65H212ZM218 66H216L217 68H218ZM226 66V65H225ZM245 66H244V68H245ZM253 66H255V64L253 65ZM257 66V65H256ZM259 66H257V67H259ZM263 65L261 64V67H262ZM1 67V66H0ZM5 67V68H4ZM6 67H8V66H3V68H4V71H5V69H7ZM9 67V68H10ZM110 67V66H109ZM112 67V66H111ZM116 67V66H115ZM140 67V66H139ZM141 68V69H143V70H145V68ZM152 67V66H151ZM165 67H167V66H165ZM171 67H172V65H171ZM196 68V66H192V69L193 68ZM208 67V66H207ZM206 67V68H207ZM235 67V66H234ZM248 68H249V66H247ZM261 67H260V69H261ZM9 68H8V70H9ZM108 68V67H107ZM154 68V67H153ZM175 68H174V70H175ZM184 68V67H183ZM186 68H188V67H186ZM191 68V67H190ZM201 68V67H200ZM213 68V67H212ZM229 68V69H230ZM236 68V67H235ZM263 68H264V66H263ZM1 69V68H0ZM103 69V68H102ZM113 69V68H112ZM116 69V68H115ZM115 69H113L112 71H115ZM150 69V68H149ZM155 69V68H154ZM165 68H163L162 70H164ZM169 69H171L170 68V66H169ZM169 69H167L168 71H169ZM241 70H242V67L240 68ZM247 69V68H246ZM260 69H258V71L260 70ZM2 70V69H1ZM98 70H101V69H98ZM137 70H139V69H137ZM166 70V71H167ZM176 70H178V68L176 69ZM186 70V69H185ZM189 70V69H188ZM188 70H186V71H188ZM191 70V69H190ZM194 70V69H193ZM197 70H199V72H200V70L201 69H197ZM209 70V69H208ZM213 70H214V68H213ZM219 70H220V68H219ZM224 70V69H223ZM241 70H239V71H241ZM244 70V69H243ZM250 70H251V68H250ZM249 70V71H250ZM264 69H262V71H263ZM3 71V70H2ZM9 71H11V70H9ZM107 71H109V70H107ZM120 71V70H119ZM165 71V70H164ZM180 70H178L176 73L179 75L180 73H181V71L179 72ZM183 71H184V69H183ZM195 71H196V69H195ZM238 71V70H237ZM245 71V70H244ZM243 71V73H245L246 74V72H244ZM248 71V72H249ZM253 72H251L250 71V73H252L251 75V78L253 77V74L255 75V74H258L259 75V72L256 70V71H254V70H252ZM261 71V72H262ZM12 72V71H11ZM94 72H96V71H94ZM104 72V71H103ZM141 72V71H140ZM144 72V71H143ZM157 72V71H156ZM158 72H159V69H158ZM179 72V73H178ZM205 72V71H204ZM220 72H222V69H221V71ZM115 73V72H114ZM130 73V72H129ZM134 73V72H133ZM167 73V72H166ZM171 73V72H170ZM190 73H191V71H190ZM194 73V72H193ZM198 73V72H197ZM212 73V72H211ZM232 73V72H231ZM241 73H242V71H241ZM262 73H264V72H262ZM262 73H260V75L262 74ZM119 74H121V73H119ZM153 74V73H152ZM162 74H163V72H162ZM168 74V73H167ZM174 74H175V72H174ZM176 74V75H177ZM186 74H188V72L186 73ZM196 74V73H195ZM194 74V75H195ZM199 74V73H198ZM213 74H215L214 73V71H213ZM213 74H212V76H213ZM221 74V73H220ZM238 74V73H237ZM249 74V73H248ZM247 74V75H248ZM98 75L100 76L101 74H99L98 73ZM132 75V74H131ZM136 75V74H135ZM145 75V74H144ZM156 75V74H155ZM164 75H165V73H164ZM164 75H163V77H164ZM171 76H172V74H170ZM181 79L183 80L184 78V76H183V73H181ZM217 75H219V74H217ZM222 75H224V74H222ZM226 75H228V74H226ZM225 75V76H226ZM232 75H233V73H232ZM231 75V76H232ZM239 75V74H238ZM243 75V74H242ZM259 75V76H260ZM189 76H190V74H189ZM221 76V75H220ZM230 76V74L228 75V77ZM250 76V75H249ZM263 76V75H262ZM261 76V77H262ZM96 77V76H95ZM102 77H103V75H102ZM105 77H106V75H105ZM119 77H120V75H119ZM136 77H137V75H136ZM155 77H157V75L155 76ZM154 77V78H155ZM160 77V79H161V76H159L158 75V78ZM163 77H162V79H163ZM168 77V76H167ZM175 77V76H174ZM177 77H179V76H177ZM195 77V76H194ZM193 77V78H194ZM197 77H198V75H197ZM196 77V78H197ZM201 77V76H200ZM227 77V76H226ZM257 78V75H255L254 77H253V79L254 78ZM122 78V77H121ZM124 78V77H123ZM173 78V77H172ZM176 78V77H175ZM188 78H191L192 79V77H188ZM187 78V79H188ZM196 78H194L193 79V81L196 79ZM199 78V77H198ZM216 78H219V77H216ZM222 78H224V77H222ZM250 77H248V79L247 80H250L249 79ZM262 78H264V76L262 77ZM105 79V78H104ZM107 79V78H106ZM165 79H167L166 77H165ZM169 79H170V77H169ZM191 79H190V81H191ZM225 79V78H224ZM253 79H251V81L253 80ZM258 79V83H262L263 81H264V79H262L261 80V78H257ZM256 79V80H257ZM261 81H260V80ZM97 80H100V79H97ZM102 80H103V78H102ZM101 80V81H102ZM159 80V79H158ZM170 80H172V79H170ZM169 80V81H170ZM179 80V79H178ZM197 80V79H196ZM205 80V79H204ZM207 80V79H206ZM206 80L205 81H203V82H206ZM223 80V79H222ZM222 80H220V78H219V81H222ZM226 80H228L227 78H226ZM230 80H231V78H230ZM242 80V79H241ZM255 80V79H254ZM29 82V83H26V82ZM164 81V80H163ZM173 81V80H172ZM171 81V82H172ZM174 81H176V80H174ZM198 81V80H197ZM239 81V80H238ZM243 81V80H242ZM245 81V80H244ZM251 81H249V82H251ZM9 82V81H8ZM8 82H7V85H8ZM97 82V81H96ZM155 82H157V81H155ZM155 82H154V84H155ZM159 82H160V80H159ZM159 82H157V83H159ZM195 82V81H194ZM199 82V81H198ZM202 82V83H203ZM223 82H226L225 80L223 81ZM245 82H247V81H245ZM91 83H93V84H90ZM100 82H98V84H99ZM134 83H136L135 81H134ZM163 83V82H162ZM165 83V82H164ZM163 83V84H164ZM168 83V82H167ZM170 83V82H169ZM173 83V82H172ZM178 83H179V81H178ZM178 83H176V85L178 86ZM190 83H192V82H190ZM189 83V84H190ZM257 83V84H258ZM3 84V83H2ZM103 84V83H102ZM225 84H227V83H225ZM252 84V83H251ZM10 85V84H9ZM12 85H14V86H12ZM12 87H15V85L16 84H13L12 83ZM60 86V88L61 89H63V90H61L60 88L58 89L57 87L58 86ZM100 85V84H99ZM153 85V84H152ZM160 85V84H159ZM173 85H175V83L173 84ZM193 85V84H192ZM192 85H190V87H191V90H192ZM201 85V82L200 83H196V85L194 86L195 87V89H196V91L198 90L196 87L197 86H200ZM207 85V84H206ZM213 85H215V84H213ZM259 85H261L262 87H260V88H262L260 91H261V94H260V98H263L264 97V95H263V93H264V86H263V84H259ZM3 86H4V84H3ZM17 86V85H16ZM35 86H34V88L33 89H35ZM52 86H50V88H52ZM53 86V87H54ZM106 86V85H105ZM104 86V87H105ZM157 86V85H156ZM160 86H162V85H160ZM169 86H172L171 84L169 85ZM203 86V85H202ZM222 86H224V85H222ZM227 86H228V84H227ZM7 87V86H6ZM5 87V88H6ZM18 87V86H17ZM30 87H28V88H30ZM99 87V86H98ZM107 87V86H106ZM112 87V86H111ZM158 87V86H157ZM173 87H176V86H173ZM213 87V86H212ZM220 87V86H219ZM258 87V86H257ZM256 87V88H257ZM20 88V87H19ZM32 88V87H31ZM50 88L48 89L47 88V90L49 91L50 90ZM156 88V87H155ZM167 88V87H166ZM180 88V87H179ZM199 88V87H198ZM203 88V87H202ZM218 88V87H217ZM224 88H226V86L224 87ZM227 88H229V87H227ZM21 89V88H20ZM25 89V88H24ZM32 89V90H33ZM37 89H39L38 87H37ZM54 88H52L50 91H52ZM101 89V88H100ZM171 89H172V87H171ZM177 89V88H176ZM182 89V88H181ZM195 89H193V90H195ZM219 89V88H218ZM223 89V88H222ZM259 89V88H258ZM258 89H255V87H254V89H253V91L254 90H258ZM14 90V89H13ZM12 90V91H13ZM23 90V89H22ZM26 90V89H25ZM29 90V89H28ZM27 90V91H28ZM32 90H30V91H32ZM156 90V89H155ZM164 91H165V89H163ZM169 90H170V88H169ZM174 90H175V88H174ZM183 90V89H182ZM182 90H180V91H182ZM200 90V89H199ZM220 90V89H219ZM230 90V89H229ZM44 91H46V90H43V93H45ZM127 91V90H126ZM153 91H154V89H153ZM167 91V90H166ZM212 101H215V100H217V99H215V100H213V98H215V94L216 93H219V95H216V96H220V100H218L219 102L221 101V104H222V106H223V110H221L219 107H221V105L219 106V104L217 105L216 104V102L217 101H215V102H212V114H210L209 113V111H206L205 113H199L198 112V115H196V116H194L193 115V113L192 114H190V113H185L184 114V116L182 117L181 115H183V114H181V113H184L185 112V110H187V109H185L186 107H185V105H184V107H183V102L184 101H186L187 99H186V97H185V100L183 99V98H180L179 96H177V99H178V103H177V105L175 104L176 102L174 101V100H176L175 98V96H172V95H179L177 92H176V90H175V92H176V94H171V96L174 98V102L175 103H173L172 102V104H174L175 105V107L173 108V106L170 104V107H172V109H174L175 111H176V113H174L173 114V116H167V118L164 120V122H163V124H164V129H161V133H163L164 134V132H166V131H168L169 132V134H170V138L169 139H167L168 141H167V146L165 147V150H166V152H165V154L166 155H169V156H171V157H169L170 158V162H167V161H169L168 160V156L167 157H164V164L166 165V166H168L167 168H168V172H163V174H162V177H159L157 174H155V172H153L152 170H148V169H146L145 168V163H147L149 166H150V163H149V156L151 155V153H149L150 155L148 156V157H146V159L144 160L145 161V163H142V164H144V165H139V166H134V165H136V164H132V165H127L128 163L129 164H131L130 163V161L131 160H129L128 161V158H129V156L130 155H132L133 156V154H135V156H136V159H138L137 158V156L139 157V153L137 152V149L138 148H136V147H134L133 149L132 148H129V147H127L128 149H126V147H125V145H127V144H125V138L127 139V137H125V136H127V135H123V137L120 135L122 132V130L121 131H119L118 133H120V134H118L117 133V137L119 136V138H120V136L122 137V139L120 138V140L122 141L121 142V144H119L120 142V140L119 141H117L118 140V138L116 137V141H115V143H117V144H119L118 146H117V151H119V152H121V154L123 155V159L126 161V163L124 162V160H123V162L125 163V164H123V162H121L120 163V161H118V160H121V157H122V155L121 154H119L120 155V157H119V155H110L108 152V150H109V148H108V150H105V147L107 146V143L105 142L106 140L103 138V137H101V138H103L102 140L104 141L103 143H105L106 144V146H105V144H102V143H100V144H102V146H104V150L109 154H106L105 153V151L103 150V149H100V150H102V152L100 153V155H98L99 156V158H100V156H104V154H105V157H109L110 156V158H108L107 160L108 161H110V162H105L104 160H106V158H103V156H102V158L104 159H99L98 161L100 162V164H98L99 162L97 161H95L93 158V161H95L96 163L94 164V165H92L91 164V166H89L90 165V162H92V160L89 162V165L88 164H86V165H88L87 167H88V169H89V175L87 176H84V177H75V178H72V176H71V174H70V176H71V178L70 179H68V180H65V179H63V177L62 178H60V179H63V180H65V182H66V185H67V187H66V189H65V191H62L61 189L60 190H58L57 188H55V189H57L56 190V192H53L54 194H55V196H56V202H53V203H55V205L53 204V203H51V204H53L54 205V207H53V205L50 207V208H52L53 207V209H50V210H52L51 211V215H48V213H50V212H47L46 214V217H45V215L43 216V217H45V218H47V216H49L48 217V222H41L42 223V225H44V224H47V223H50L51 224V228H49L50 226H47L46 225V227H48L47 228V231H45V233L43 232V234H39V232H38V234L36 235V234H34L33 233V231H31V230H33V229H29V228H26V227H24L25 229H24V231L22 230V229H20V230H22L23 231V237H21V238H11L10 236L12 235L13 236V234H15L16 233V230H15V228H9V227H5V226H2V222L0 223L1 225H0V264H92V262H91V259L94 257V255H99V259H100V261H99V264H108V262L110 263V262H113L112 260H115L114 259V256L112 255V252H114L113 250L115 249H113V245H112V241L110 242V241H108L107 240V238H106V231L103 233V229L101 228V227H104L106 224H107V222H112L113 220H114V212L116 211V209L118 208H116L115 207V204L117 205V206H119V205H121V203L118 205V202L116 203V201H117V199H118V197L120 196V195H122V194H128V195H132L131 197V199H132V201L130 202L131 204H133L135 201L138 203V204H140V206H142L143 207V205H144V207L146 208L147 207V209L149 210V211H151L150 213H152V219H154V224L155 225H160L161 226V224H160V220H161V218H160V216H159V214H157V212H156V210L158 209V211H159V209L160 208H162V207H160L161 206V203H159L160 204V206H159V208H157V207H153V206H150V205H152L155 201V199H157V197H156V194H152L151 192H155V193H159L158 195H159V197L160 196H163L162 198L164 199V195H167L166 194V190L168 189V187L170 188V187H174L175 189H176V187H178V185H174L176 182H178L179 181V183H180V187H178L177 189H176V194H179V195H181L182 193H184L183 195L184 196H178V195H176V194H172L173 192L175 193V191H173V192H171V189L172 190H174L173 188H171V189H169L170 190V192H171V195H173V197L175 196V197H177L178 196V199L181 197L182 199H183V202H181V204L182 203H184V198L186 197L185 195H186V190H191V191H189V192H195V194H196V196H195V198H194V196H193V198L195 199L194 201H192V203L191 204H193V206L195 207H193L192 209H189L188 210V208H187V210H185V211H183V213L181 212V214H182V217L180 218V219H182V220H184V221H186V222H188L189 223V221H190V216H192V214H199V213H201L202 211H205L207 208H209L210 207V201L212 200V198H213V201H216V200H220V199H224L225 197H224V192H228L229 193V191H231V188H232V186H233V184H231V183H229V182H226L224 179V176H223V174L220 172V171H218L219 169L218 168H215V165L218 163L217 162V160L220 158V156L221 155H224V156H227V157H230V156H233L232 158L234 159V160H237L239 157V154H240V152L242 151V147H243V142H240L239 144H237V145H234L233 143H231L230 141H227L226 139H225V134H226V131L228 130V128H229V118L231 117L229 114H230V110H231V106L230 105H226L227 103H226V101H227V95H225V93H227L228 94V90L226 91L225 90V92H224V94H220V92L219 91H217L215 88H212ZM15 92V91H14ZM35 91L33 90V94H37V93H34ZM42 92V91H41ZM61 92H60V95H59V92L57 93L58 94V97H59V101L62 99V95H61ZM105 92V91H104ZM103 92V93H104ZM155 92V91H154ZM170 92H173V90H171ZM178 92H179V89H178ZM190 92V91H189ZM192 92V91H191ZM194 92L195 91H193V94H194ZM210 91H208V93H209ZM230 92V91H229ZM254 92H256V91H254ZM3 93V92H2ZM16 93V92H15ZM38 93H40V91L38 92ZM54 93V94H55ZM161 93H163V91L161 92ZM167 93V92H166ZM181 93V92H180ZM184 93V92H183ZM199 93V92H198ZM234 93V92H233ZM260 92L258 91V94H259ZM19 94V93H18ZM17 94V95H18ZM20 94H22V93H20ZM33 94H32V96H33ZM48 93L46 92V95H47ZM51 95H49V96H52L53 94L52 93H50ZM63 94V95H64ZM106 94V93H105ZM109 94V93H108ZM185 94V93H184ZM184 94H182L183 96H184ZM187 94V93H186ZM185 94V95H186ZM196 94V93H195ZM200 94V93H199ZM201 94H202V91H201ZM13 95V94H12ZM16 95V96H17ZM39 96H40V94H38ZM37 95V96H38ZM83 95V96H82ZM156 95V94H155ZM163 95V94H162ZM162 95H160V96H162ZM181 95V94H180ZM189 95H191V94H189ZM204 95V94H203ZM209 95V94H208ZM24 97L26 96V95H23ZM22 96V97H23ZM36 96V97H37ZM38 96V97H39ZM44 97H45V94L43 95ZM42 96V97H43ZM48 96V95H47ZM55 96H56V94H55ZM89 96V97H90ZM125 96V95H124ZM159 96V99L161 100V97ZM164 96V95H163ZM166 96V95H165ZM167 96H170L169 95V93H168V95ZM166 96V97H167ZM201 96V95H200ZM229 96H231V95H229ZM229 96H228V98H229ZM258 96V95H257ZM256 96V97H257ZM3 97V96H2ZM35 97V96H34ZM43 97V98H44ZM75 97V96H74ZM77 97V98H78ZM182 97V96H181ZM196 97H198L199 98V96H196ZM258 97V98H259ZM26 98V97H25ZM40 98V97H39ZM42 98V99H43ZM47 98V97H46ZM55 98V97H54ZM61 98V99H60ZM73 97H71V98H67V99H64V100H71ZM85 98V97H84ZM88 98V97H87ZM127 98V97H126ZM193 98H195L194 97V95H193ZM250 98V97H249ZM253 98V97H252ZM58 99V98H57ZM56 99V100H57ZM62 99V104L64 103V104H66L67 102H65L64 100ZM75 99V98H74ZM83 99V98H82ZM89 99V98H88ZM158 99V100H159ZM162 99H163V97H162ZM170 99V98H169ZM168 99V100H169ZM172 99V98H171ZM196 99V98H195ZM247 99V98H246ZM20 100H22V99H20ZM37 100H38V98H37ZM114 100H116V99H114ZM120 100V99H119ZM165 100V99H164ZM168 100H167V98H166V100H165V103H168ZM261 100V99H260ZM5 101V100H4ZM39 101V100H38ZM45 101V100H44ZM47 101V100H46ZM50 101H51V97H50ZM59 101H58V103H59ZM90 101V100H89ZM93 101V102H92ZM117 101V100H116ZM150 101H154V100H150ZM156 101H157V99H156ZM163 101V100H162ZM199 101H200V99H199ZM229 101V100H228ZM249 101V100H248ZM263 101V100H262ZM3 102V101H2ZM48 102V101H47ZM61 102V101H60ZM71 102V101H70ZM155 102V101H154ZM193 102V101H192ZM230 102V101H229ZM255 103H256V99H255V101H254ZM260 102V101H259ZM50 103V102H49ZM56 103V102H55ZM57 103V104H58ZM81 103V102H80ZM87 103V102H86ZM108 103V104H107ZM169 103H171V101L169 102ZM261 103V102H260ZM259 103V104H260ZM33 104V103H32ZM40 104H41V102H40ZM39 104V105H40ZM45 104V103H44ZM61 104V103H60ZM60 104H58V105H60ZM70 104H74L73 102H71ZM88 104V103H87ZM157 104H159V102L157 103ZM163 104V103H162ZM161 104V105H162ZM201 104H205L204 103V101H202V103ZM229 104V103H228ZM230 104H232V103H230ZM20 105V104H19ZM42 105V104H41ZM54 105V104H53ZM75 105V104H74ZM77 105V104H76ZM125 105V104H124ZM153 105H154V103H153ZM160 105V106H161ZM167 105V104H166ZM202 105V107H204ZM217 105V106H216ZM261 105V104H260ZM263 105V104H262ZM44 106V105H43ZM50 106V105H49ZM48 106V107H49ZM62 106V105H61ZM60 106V107H61ZM64 106H66V105H64ZM64 106H62V108H65ZM71 106V105H70ZM78 106V105H77ZM112 106H113V103H112ZM120 106L121 105H119V108H120ZM128 106V105H127ZM127 106H125V107H127ZM141 106V105H140ZM145 106V105H144ZM156 106V105H155ZM157 106H159V105H157ZM159 106V107H160ZM169 106V105H168ZM219 106V107H218ZM256 106V105H255ZM257 106H259V105H257ZM40 107V106H39ZM51 107V106H50ZM52 107H54V106H52ZM76 107V106H75ZM87 107V106H86ZM129 107V106H128ZM147 107V106H146ZM153 107V106H152ZM162 107V106H161ZM198 107V106H197ZM252 107V106H251ZM250 107V108H251ZM254 107V106H253ZM8 108V107H7ZM41 108V107H40ZM45 108V107H44ZM57 108V107H56ZM67 108V107H66ZM68 108H69V106H68ZM77 108V107H76ZM89 108H91V105L89 106ZM88 108V109H89ZM111 108V107H110ZM114 108V107H113ZM121 108H123V107H121ZM155 108V107H154ZM164 108V107H163ZM167 108V107H166ZM196 108V107H195ZM255 108V107H254ZM254 108H252V109H254ZM258 108V107H257ZM13 109V108H12ZM71 109V108H70ZM78 109V108H77ZM83 109V108H82ZM128 109V108H127ZM126 109V110H127ZM143 109V108H142ZM146 109V108H145ZM157 109V108H156ZM156 109H155V112H156ZM165 109V108H164ZM168 109H170V108H168ZM259 109V108H258ZM32 110V109H31ZM44 110V109H43ZM52 110H53V108H52ZM61 110V109H60ZM64 110V109H63ZM74 110V109H73ZM81 110V109H80ZM114 110V109H113ZM116 110V109H115ZM123 110H124V108H123ZM131 110V109H130ZM137 110V109H136ZM139 110L140 109H138L137 111L139 112ZM152 110H154V109H152ZM160 110H162V109H160ZM166 110V109H165ZM171 110V109H170ZM170 110L168 111L169 113H172V112H170ZM197 110V109H196ZM23 111V110H22ZM62 111V110H61ZM61 111H58V112H61ZM66 111V110H65ZM65 111H63V113L65 112ZM67 111H69V110H67ZM71 111H72V109H71ZM84 111H87V108H86V110H84ZM90 111H91V109H90ZM120 112L122 111V109H120L119 110ZM135 111V110H134ZM134 111H132V112H134ZM144 111V110H143ZM147 111V110H146ZM151 111V110H150ZM172 111V110H171ZM249 111H250V109H249ZM255 111H256V109H255ZM7 112V111H6ZM45 112V111H44ZM52 112V111H51ZM81 112H82V110H81ZM92 112V111H91ZM91 112H89V113H91ZM97 112V113H98ZM114 112H118V111H114ZM120 112H118V113H120ZM123 112H125V111H123ZM138 112H135L134 113V115H136V113L138 114ZM154 112V113H155ZM163 112V111H162ZM191 112V111H190ZM231 112H232V110H231ZM233 112H234V109H233ZM253 112V111H252ZM252 112H250V113H248V115L246 116V117H244V122H246V126H247V124L249 123V121H251L250 119H251V117L253 116L252 115ZM18 113V112H17ZM87 113V112H86ZM94 113H96L95 111H94ZM131 113V112H130ZM141 113V112H140ZM148 113V112H147ZM164 113H166V112H164ZM168 113V114H169ZM37 114V113H36ZM62 114V113H61ZM75 115V113H72V115ZM81 114V113H80ZM83 114V113H82ZM93 114V113H92ZM142 114V113H141ZM156 114V113H155ZM194 114H195V112H194ZM210 114V115H209ZM234 114V113H233ZM247 114V113H246ZM253 114H256L255 112L253 113ZM64 115H66L65 113H64ZM90 115V114H89ZM94 115V114H93ZM100 115V114H99ZM115 115V114H114ZM119 115V117H121L122 115H125V114H122V112L120 113V114H118ZM121 115V116H120ZM127 115H130V114H127ZM132 115H133V113L131 114V116L130 117H132ZM139 115V114H138ZM143 116H150L151 114L149 113V115H145V114H142ZM141 115V116H142ZM152 115H153V113H152ZM152 115H151V117H152ZM157 115V114H156ZM156 115H155V117H156ZM170 115V114H169ZM55 116V115H54ZM57 116V115H56ZM55 116V117H56ZM69 116V115H68ZM116 116V115H115ZM126 116V115H125ZM154 116V115H153ZM160 117H161V114L159 115ZM242 116V115H241ZM74 117H76V115L75 116H73V118ZM93 117V116H92ZM97 117H98V115H97ZM100 117V116H99ZM98 117V118H99ZM122 117H124V116H122ZM127 117V116H126ZM135 117V116H134ZM134 117H133V124L136 122H134ZM151 117H149V118H151ZM164 117V116H163ZM23 118V117H22ZM60 118V117H59ZM62 118V117H61ZM69 117H67V119H68ZM79 118V117H78ZM84 118H85V116H84ZM86 118H87V116H86ZM94 118H95V116H94ZM93 118V121H91L90 123H91V125L92 124H94L95 123V126L97 125L96 124V122H97V120L98 119H94ZM116 118V117H115ZM136 118V117H135ZM148 118V119H149ZM158 118V117H157ZM243 118V117H242ZM55 119H58V118H55ZM64 119V118H63ZM80 119V118H79ZM90 119V118H89ZM88 119V120H89ZM100 119V118H99ZM120 119H122V118H120ZM123 119H125V118H123ZM127 119V118H126ZM130 119V118H129ZM140 119H142V121H144V123H145V120H143V118H140ZM146 119H147V117H146ZM154 119V118H153ZM153 119H151V120H153ZM16 120V119H15ZM25 120V119H24ZM65 120V122L68 124V121H66V119H64ZM64 120H61L62 122L61 123H65L64 122ZM76 120V119H75ZM81 120V119H80ZM79 120V121H80ZM87 120V119H86ZM90 120H92V118L90 119ZM94 120H96V121H94ZM101 120V119H100ZM132 120H131V122H132ZM136 120H137V118H136ZM156 120V119H155ZM159 120H161V119H158V120H156V121H159ZM162 120H163V118H162ZM161 120V121H162ZM45 121V120H44ZM69 121H71V120H69ZM119 121V122H118ZM128 122H130L129 120H127ZM138 121V120H137ZM155 121V122H156ZM160 121V122H161ZM55 122V121H54ZM59 122V121H58ZM86 122V121H85ZM87 122H89V121H87ZM94 122V123H93ZM126 122V121H125ZM127 122V125H129V123ZM130 122V123H131ZM139 122V121H138ZM138 122H136V123H138ZM148 122H149V120H148ZM152 121H150V123H151ZM160 122H159V124H160ZM194 122L197 124V126L196 125H194ZM76 123H78V122H76ZM99 123V122H98ZM140 123H142V122H140ZM147 123V122H146ZM153 124H154V122H152ZM162 123V122H161ZM263 123V122H262ZM50 124H51V122H50ZM75 124V123H74ZM84 124V123H83ZM82 124V125H83ZM114 124H116V125H114ZM148 124V123H147ZM157 124V123H156ZM155 124V125H156ZM20 125V124H19ZM31 125V124H30ZM70 126L68 127V126H66V124H65V128H71V126H72V124H69ZM76 125V124H75ZM80 125H81V122H80ZM90 125V126H91ZM103 125H104V127H103ZM113 125V126H112ZM136 125V124H135ZM138 125V124H137ZM143 124H141L140 125V127L142 126ZM146 125V124H145ZM149 125V124H148ZM161 125V124H160ZM23 126V125H22ZM55 126V125H54ZM61 126V125H60ZM87 126V125H86ZM99 126H100V123H99ZM110 126H112V127H110ZM122 126H120L121 127V129H122ZM130 126V125H129ZM154 126V125H153ZM124 127V126H123ZM47 128V127H46ZM64 128V130H66ZM84 128H86V127H84ZM93 128V125H92V127H90V129H92ZM97 129H99L100 128V130H101V127H98V125H97V127H96ZM129 128V127H128ZM132 127H130V129H131ZM137 128V126H135V128L133 127V130H135ZM139 128V127H138ZM137 128V129H138ZM159 129H160V127H158ZM157 128V129H158ZM163 128V127H162ZM26 129V128H25ZM89 129V128H88ZM94 129V128H93ZM93 129H92V131H93ZM118 129V128H117ZM127 129V128H126ZM130 129H129V132H130ZM141 129V128H140ZM148 129H149V127H148ZM156 129V128H155ZM71 129H69V131H70ZM85 131H88L87 130V128L86 129H84ZM100 130H98V132L100 131ZM112 130V131H113ZM119 130V129H118ZM125 130V129H124ZM146 130V129H145ZM235 130V129H234ZM233 130V132H235ZM54 131V130H53ZM61 131V130H60ZM67 131H68V129H67ZM66 131V132H67ZM91 131V132H92ZM102 131H100V132H102ZM115 132H116V129L114 130ZM132 131V130H131ZM140 131V130H139ZM141 131H143L142 129H141ZM146 131H149V130H146ZM152 131H154V129L152 130ZM156 131H158V130H156ZM102 132V133H103ZM115 132H114V134H115ZM124 132V131H123ZM126 133H127V130L125 131ZM63 133V132H62ZM68 133H70V132H68ZM90 133V132H89ZM93 133H95V134H97L96 132H93ZM100 134L101 136L102 135H104V134ZM106 133V132H105ZM112 133V135L114 136V134H113V132H111ZM141 133V132H140ZM148 132H146V134H147ZM160 133V134H161ZM67 134V133H66ZM131 134H132V132H131ZM145 134V133H144ZM232 134V133H231ZM230 134V135H231ZM70 135V134H69ZM135 135V134H134ZM137 135H139V134H137ZM153 135H154V132H153ZM227 135V134H226ZM47 136V135H46ZM52 136H53V134H52ZM97 136V135H96ZM95 136V137H96ZM141 136V135H140ZM150 136V135H149ZM157 136V139L155 140V148H156V146L157 147H159L160 146V144H162V142H161V140H163V139H160V135H156ZM163 136V135H162ZM66 137V136H65ZM69 137V136H68ZM94 137V139L96 140V138ZM99 137V135L97 136V138ZM128 137H130V135L128 136ZM132 137H133V135H132ZM135 137V136H134ZM133 137V138H134ZM137 137H139V136H137ZM136 137V138H137ZM168 137V136H167ZM70 139H71V137H69ZM92 138V137H91ZM114 138H115V136H114ZM155 138V137H154ZM244 138V137H243ZM248 138V137H247ZM98 139H100V138H98ZM129 139V138H128ZM127 139V140H128ZM141 139V138H140ZM150 139H151V137H150ZM149 139V140H150ZM75 140V139H74ZM131 140V139H130ZM134 141H135V139H133ZM138 140H139V138H138ZM153 139H151V141H152ZM133 141V142H134ZM141 141V140H140ZM210 141H212V142H210ZM99 142H100V140H99ZM119 142V143H118ZM142 142V141H141ZM246 142V141H245ZM128 143V142H127ZM135 143V142H134ZM138 143H139V141H138ZM144 143V142H143ZM70 144V143H69ZM79 144H81V142L79 143ZM131 144H132V142H131ZM136 144H137V142H136ZM135 144V145H136ZM146 144V143H145ZM97 145V147H100L99 146V143L98 144H96ZM139 145V144H138ZM147 145V144H146ZM82 146V145H81ZM80 146V147H81ZM134 146V145H133ZM140 146H142V145H140ZM149 146V145H148ZM108 147V146H107ZM125 147V148H124ZM153 147V146H152ZM160 147H162V146H160ZM159 147V148H160ZM212 147L213 148H215L216 149V151L215 150H213L212 149ZM143 148H145L144 146H143ZM150 148V147H149ZM159 148H158V150H159ZM244 148V147H243ZM78 149V148H77ZM107 149V148H106ZM153 149V148H152ZM163 148H161V150H162ZM85 150V149H84ZM139 150V149H138ZM146 150H147V147H146V149H145V152H146ZM150 150V149H149ZM164 150V149H163ZM225 150H227V152H224ZM78 151V150H77ZM79 151H80V148H79ZM114 151V150H113ZM84 152V151H83ZM103 152H104V154H103ZM142 152V151H141ZM149 152V151H148ZM161 152V151H160ZM198 152H201V153H198ZM79 153V152H78ZM90 153V152H89ZM110 153H111V150H110ZM115 153H116V151H115ZM143 153V152H142ZM86 154V153H85ZM96 154H98V149H97V153H95L93 156H95V157H97L96 156ZM102 154V155H101ZM116 154H118V153H116ZM146 154V153H145ZM159 154V153H158ZM163 154V151H162V153H161V155ZM88 155V154H87ZM106 155H108V156H106ZM165 155V156H166ZM192 155H194L195 156V158H193L192 157ZM241 155V154H240ZM84 156V155H83ZM86 156V155H85ZM90 156V155H89ZM88 156V157H89ZM92 156V157H93ZM112 156H116V157H119L118 159H116V158H114L115 160H113V158H112ZM144 156V155H143ZM142 156V157H143ZM146 156V155H145ZM152 156V155H151ZM159 156H160V154H159ZM159 156H158V158H159ZM192 157V159H188L189 157ZM141 157V156H140ZM141 157V158H142ZM153 157V156H152ZM84 158H86V157H84ZM84 158H83V160H84ZM111 158H112V160H111ZM161 158H162V156L160 157V160H161ZM163 159V158H162ZM106 160V161H107ZM134 160V159H133ZM86 161V160H85ZM88 161V160H87ZM87 161L85 162V163H87ZM101 161H102V163H101ZM138 162V160H135L134 162ZM140 161V160H139ZM152 161V160H151ZM153 161H154V159H153ZM81 162V161H80ZM133 162V163H134ZM143 162V161H142ZM161 162V161H160ZM159 162V163H160ZM193 162H196V164H195V166H192V163ZM84 163V162H83ZM85 163H84V166H85ZM105 163V164H104ZM139 163H141V162H139ZM157 163V162H156ZM76 164H77V162H76ZM75 164V165H76ZM151 164H152V162H151ZM163 164V163H162ZM126 165V166H125ZM159 165V164H158ZM71 166V165H70ZM165 166V167H166ZM218 166H219V164H218ZM77 167V166H76ZM127 167V168H126ZM130 167V168H129ZM132 167V168H131ZM159 167V166H158ZM160 167H161V165H160ZM162 167H163V165H162ZM217 167V166H216ZM221 167V166H220ZM72 168H74V167H72ZM80 168V167H79ZM78 168V169H79ZM127 170H126V169ZM128 168L129 169H131V171L130 170H128ZM134 168V169H133ZM222 168V167H221ZM80 169H82V168H80ZM159 169V168H158ZM175 169V170H174ZM73 170V172L75 171V169H72ZM84 169H82V171H83ZM137 171V172H135V171ZM156 170V169H155ZM154 170V171H155ZM163 170V169H162ZM85 171V170H84ZM81 172V173H85V172H88V170L87 171H85V172ZM129 171V172H128ZM72 172V171H71ZM73 172H72V174H73ZM79 172V171H78ZM77 172V173H78ZM135 172V173H134ZM61 173V172H60ZM75 173V172H74ZM76 173V174H77ZM156 173H159V172H156ZM161 173V172H160ZM159 173V174H160ZM79 174V173H78ZM78 174L76 175V176H78ZM144 175L145 176H147L146 178H150V181H149V179L148 180H143V182L141 181V183L143 184V185H145V183H144V181L146 182H148V183H146V185H148V189L146 188V190L144 189L145 187L142 185V189H140L139 187V185H141L140 183H139V181H138V179H135L134 177H132V176H135V177H139V178H143L144 177ZM66 176V175H65ZM74 176V175H73ZM80 176V175H79ZM83 176V175H82ZM140 176H143V177H140ZM187 176V177H186ZM52 177V176H51ZM58 178V177H57ZM66 178V177H65ZM181 178H183V179H181ZM54 179H56V178H54ZM54 179L52 180V182H54ZM60 179H56L57 181L59 180L60 182H61V180ZM129 179H131L132 181L135 179V181H133L134 182V184H133V182H131V180H129ZM51 180V179H50ZM136 180H137V182L139 183V185H137L138 183L136 182ZM48 181V180H47ZM130 181V182H129ZM9 182V181H8ZM46 182V181H45ZM130 184H129V183ZM226 182V183H225ZM21 183V182H20ZM37 183V182H36ZM35 183V184H36ZM43 184H46V183H44V181L42 182ZM54 183H57V182H54ZM63 183V182H62ZM131 183H132V186L135 188V190L133 189V187L131 186ZM137 183V184H136ZM34 184V185H35ZM13 185H15V184H13ZM54 185V184H53ZM52 185V186H53ZM60 186L62 185L61 183L59 184ZM58 185V186H59ZM134 185H136V186H134ZM182 185V186H181ZM4 186V185H3ZM31 186H32V188H33V183H31ZM38 186H39V184H38ZM43 186V185H42ZM41 186V187H42ZM45 186V185H44ZM43 186V187H44ZM48 186H49V184H48ZM63 186H64V184H63ZM18 188H20V185H18L17 186ZM17 187H13V189L14 188H17ZM50 187H51V185H50ZM53 187H57V185L55 184ZM149 187H150V189H149ZM167 187V188H166ZM182 187V188H181ZM9 188H11V187H9ZM8 188V189H9ZM25 188V187H24ZM30 188V187H29ZM36 188H37V185H36ZM38 188H40V187H38ZM49 188V187H48ZM183 190V188H184V191H182L181 192V189ZM189 188V189H188ZM12 189V190H13ZM22 189V188H21ZM27 189V188H26ZM34 189H35V186H34ZM46 189H47V184H46ZM50 189V191H51V188H49ZM48 189V190H49ZM144 189V190H143ZM179 189H180V191H179ZM7 190V189H6ZM6 190H4V191H6ZM10 190V189H9ZM16 190V189H15ZM35 190H37V189H35ZM41 190V189H40ZM140 190V193L138 192V191ZM141 190H143L144 192H142ZM168 190V191H169ZM3 191V192H4ZM14 191V190H13ZM34 191V190H33ZM38 191V190H37ZM146 191H151L150 193L149 192H146ZM19 192H22L21 190H19ZM17 193V194H22V193ZM136 192V193H135ZM4 193H7V194H10L9 193V191L8 192H4ZM31 192H29V194H30ZM141 193H144V194H147L148 193V195H150V196H152L153 195V197H154V195H155V197L156 198H154V202L151 200V198L150 197H148L149 198V200H146V199H144V197L142 198L141 196H144V195H141ZM168 193V192H167ZM232 193L234 194V196L235 197H238L239 195H240V193H239V191L237 190H234V191H232ZM3 194V193H2ZM7 194H6V196H7ZM26 194V193H25ZM44 194V193H43ZM138 194H140V196H138ZM191 194V193H190ZM190 194H188V195H190ZM15 195H16V193H15ZM27 195V194H26ZM6 196H4V197H6ZM9 196V195H8ZM7 196V197H8ZM12 196V195H11ZM11 196H9L10 198H12ZM20 196H23V194L22 195H20ZM25 196V195H24ZM29 196V195H28ZM137 196H138V198L140 199H138L137 198ZM198 196V197H197ZM1 197V196H0ZM8 197V198H9ZM53 197H54V195H53ZM128 197H130V196H128ZM128 197H126V198H128ZM170 197V195H168V198ZM172 196H171V199L173 198ZM174 197V198H175ZM184 197V198H183ZM199 197H200V199L203 201H201L200 199H199ZM55 198V197H54ZM125 198V201H124V199L122 200L121 198V200H122V203H125V202H128L127 201V199ZM142 198V199H141ZM146 198H147V196H146ZM180 198V199H181ZM189 198V197H188ZM130 199V200H131ZM153 199V198H152ZM177 198H175L173 201H177L178 200ZM179 199V200H180ZM181 199V200H182ZM191 199V198H190ZM54 200V199H53ZM129 200V199H128ZM142 200H144V201H149L150 202V200H151V204L149 205L148 204V202H147V204H145L146 202H143V205H141L142 204ZM199 200V201H198ZM159 201V200H158ZM158 201H156V202H158ZM160 201H161V198H160ZM163 201V200H162ZM161 201V202H162ZM201 201V202H200ZM51 202V201H50ZM133 202V203H132ZM135 202V203H136ZM140 202V203H139ZM165 202H166V199H165ZM180 202V201H179ZM188 202H189V199H188V201H187V204H188ZM200 202V203H199ZM25 203V202H24ZM23 203V204H24ZM129 203V202H128ZM128 203L127 204H125L126 205V207H127V205H128ZM136 203V204H137ZM167 203V202H166ZM177 203V202H176ZM175 203V204H176ZM197 203V204H196ZM22 204V206H23V209H24V205ZM28 206H29V203H26ZM45 204H46V202H45ZM131 204H129L128 205V208H127V210H125V209H122L123 211L125 210V211H127V212H125L127 215H128V217L130 218V217H132V216H136V215H134V213H133V210H132V207H131ZM158 204V203H157ZM156 204V205H157ZM162 204H163V202H162ZM179 204V203H178ZM185 204V203H184ZM189 204H190V202H189ZM190 204V206L192 207V205ZM194 204H196V206L194 205ZM30 205H32V204H30ZM35 205V206H34ZM134 205V204H133ZM146 205V206H145ZM154 205H155V203H154ZM164 205V207H166L165 206V203L163 204ZM162 205V206H163ZM16 206V205H15ZM21 206V207H22ZM33 206L34 207H36L37 205H36V203L35 204H33ZM137 206V205H136ZM151 208H150V207ZM178 205H176V207H177ZM179 206L180 207H184V205H180L179 204ZM41 207H43V206H41ZM41 207H40V209H41ZM47 207H48V205H47ZM121 207H122V205H121ZM124 207V206H123ZM144 207H143V209H144ZM153 207V208H152ZM179 207V209H180V211H181V208ZM28 208H30V207H28ZM38 208V207H37ZM44 208V207H43ZM83 208H85V209H83ZM150 208V209H149ZM156 210H155V209ZM178 208V207H177ZM176 208V209H177ZM185 208V207H184ZM17 209V208H16ZM15 209V210H16ZM21 209V211H22V208H20ZM19 209V210H20ZM34 209V208H33ZM39 209V210H40ZM49 209H47V211H49ZM83 209V210H82ZM121 209V208H120ZM119 209V210H120ZM139 209V212L140 211H142V209H141V207L140 208H138ZM146 209V210H147ZM165 209V208H164ZM175 209V210H176ZM5 210H6V208H5ZM11 210H13V209H11ZM10 210V212H11V214H12V212L13 211H11ZM25 210H27L26 209V206H25ZM37 210V209H36ZM36 210H34V211H36ZM152 210H154V211H152ZM195 210V211H194ZM0 211H1V208H0ZM31 211H32V209H31ZM44 211H46L45 210V208H44ZM122 211V212H123ZM165 211H168V213H169V211L170 210H167V208H166V210ZM176 211H178V210H176ZM4 212V211H3ZM2 212V213H3ZM9 212V210H7V213ZM22 212H24V211H22ZM43 212V211H42ZM137 212V211H136ZM138 212V213H139ZM148 212V211H147ZM164 212V211H163ZM28 213V212H27ZM32 213H33V211H32ZM36 213V215H37V212H35ZM39 213V212H38ZM117 213V212H116ZM149 213V212H148ZM158 213H161V210L158 212ZM44 214H45V212H44ZM145 215H146V213H144ZM3 215V214H2ZM14 215V214H13ZM12 215V216H13ZM19 215H21L20 213L17 215V216H19ZM28 215H29V213H28ZM39 215H40V213H39ZM138 215V214H137ZM174 215V214H173ZM1 216V215H0ZM8 216V215H7ZM12 216H8V217H10V218H12ZM25 216V215H24ZM30 216V215H29ZM32 217H34V219H36V220H38L39 219V217L40 218H43V217H41V216H33V215H31ZM180 216V215H179ZM178 216V217H179ZM2 217V216H1ZM0 217V218H1ZM6 217V216H5ZM4 217V218H5ZM7 217V218H8ZM36 217V218H35ZM38 217V218H37ZM136 217H138V216H136ZM177 217V216H176ZM3 218V217H2ZM15 218H17L16 216H15ZM20 218H22L21 216H20ZM25 218H28L27 217V214H26V217ZM25 218H23V219H25ZM44 218V219H45ZM146 218V217H145ZM149 218V217H148ZM175 218V217H174ZM17 219H19V217L17 218ZM43 219V220H44ZM144 219V218H143ZM3 220V219H2ZM1 220V221H2ZM6 220V219H5ZM10 220H12V219H10ZM22 220V219H21ZM27 221L28 220H30L29 218L28 219H26ZM132 220V219H131ZM147 220V219H146ZM145 220V221H146ZM173 220V219H172ZM14 221V220H13ZM27 221H25V222H27ZM32 221H34L33 219H32ZM39 221H41L40 219H39ZM46 221V220H45ZM162 221V220H161ZM176 221V220H175ZM15 222H16V219H15ZM14 222V223H15ZM22 222H23V220H22ZM25 222H23L24 224H25ZM109 222V223H110ZM147 222V221H146ZM9 223H10V221H9ZM35 223H36V221H35ZM95 223H96V225L97 226H95ZM113 223H115V222H113ZM163 223V222H162ZM172 223V222H171ZM177 223V222H176ZM6 224L8 225V223L6 222ZM19 224V223H18ZM23 224V225H24ZM27 224V223H26ZM30 224H31V222H30ZM34 224V223H33ZM49 224V225H50ZM92 224H94V225H92ZM98 224H99V226H98ZM112 224V223H111ZM5 225V224H4ZM10 225H11V223H10ZM9 225V226H10ZM14 225V224H13ZM13 225H11V226H13ZM16 225H17V222H16ZM23 225H21V226H23ZM35 225V224H34ZM39 225H40V223H39ZM41 225V227L43 228V226ZM109 225V224H108ZM114 225V224H113ZM10 226V227H11ZM21 226H20V228H21ZM156 226V227H157ZM171 226H173V225H171ZM175 226V225H174ZM194 226V225H193ZM16 227V226H15ZM52 227H53V229H54V231L57 233V235H59V242H54V237H55V232L53 231V233H55V234H50L49 232H51V231H49V230H51L52 229ZM97 227V228H96ZM98 227L100 228V231L99 230H97L98 229ZM145 227V226H144ZM162 227H163V225H162ZM200 227V226H199ZM19 228V227H18ZM32 228H33V225H32ZM36 228V227H35ZM41 228V230H43ZM105 228H107V227H105ZM170 228V227H169ZM168 228V229H169ZM17 229V228H16ZM39 229H40V227H39ZM38 228H37V230H39ZM101 229H102V231H101ZM163 229V228H162ZM175 229V228H174ZM213 229H215L214 227H213ZM36 230V229H35ZM45 230H46V228H45ZM105 230V229H104ZM196 230H197V228H196ZM225 230V229H224ZM242 230V229H241ZM44 231V230H43ZM49 231V232H48ZM192 231V230H191ZM194 231H195V229H194ZM233 231V230H232ZM238 231H240V230H238ZM18 232V231H17ZM20 232V231H19ZM196 232H198V231H196ZM204 232V231H203ZM218 232V231H217ZM235 232V231H234ZM243 232V231H242ZM109 233H111V232H109ZM165 233V232H164ZM169 233L171 234V232L169 231ZM169 233H168V235H169ZM179 233V232H178ZM181 233V232H180ZM200 233V232H199ZM240 234H241V232H239ZM238 232L237 233H227V235H225L226 237H223V236H218V237H216L215 238V241L216 242H214L215 243V247H213L212 249H206V248H202L201 249V251L199 252V254L201 253H203L204 252V254L209 258L211 255H212V264H225V263H229V262H231V261H228V260H231V259H227V261L225 260L224 261V259L226 258V257H229V256H231L232 254H234L236 251L238 252V250H239V248L242 246V245H240V242H238V238H239V234ZM262 233H264L262 230H260V234H262ZM34 234V235H33ZM165 234H167V232L165 233ZM164 234V235H165ZM223 234V233H222ZM40 235H42L43 236V239L42 240H39L38 238H36V237H34V236H40ZM163 235V236H164ZM168 235H167V237H168ZM206 235V234H205ZM111 236V235H110ZM166 236V235H165ZM212 236V234H210V237ZM237 236V237H236ZM243 237H244V234L242 235ZM248 236H249V234H248ZM13 237H15V236H13ZM107 237H109V236H107ZM171 237H172V235H171ZM178 237H179V235H178ZM209 237V236H208ZM241 237V236H240ZM250 237V236H249ZM42 238V237H41ZM176 238V237H175ZM179 238H181V237H179ZM191 238V236H188V239H190ZM205 238H206V236H205ZM163 239V238H162ZM164 239L166 240V238L164 237ZM163 239V240H164ZM110 240V239H109ZM115 240V239H114ZM158 240V239H157ZM162 240V241H163ZM164 240V241H165ZM169 240V239H168ZM172 240V239H171ZM174 240V239H173ZM185 240H186V238H185ZM200 240V239H199ZM240 240H242L241 238H240ZM248 240V239H247ZM246 239H245V241H247ZM58 241V240H57ZM177 241H178V239H177ZM196 241V240H195ZM203 241H204V239H203ZM208 241H209V238H208ZM214 241V240H213ZM212 241V242H213ZM244 241V242H245ZM116 242H117V240H116ZM179 242V241H178ZM178 242H177V244H178ZM243 242V243H244ZM166 243V242H165ZM174 243V242H173ZM180 243H182V239H181V242ZM194 243V242H193ZM200 243V242H199ZM242 243V244H243ZM172 244V243H171ZM185 244V243H184ZM197 244V243H196ZM203 244H204V242H203ZM173 245V244H172ZM176 245V244H175ZM187 245H188V242H187ZM200 245V244H199ZM206 245V244H205ZM209 245V244H208ZM212 245V244H211ZM178 246H180V244H178ZM177 246V250H178V248H180V247H178ZM207 246V245H206ZM243 246H247V245H245V244H243ZM173 247H175L174 245H173ZM184 247H185V245H184ZM192 247V246H191ZM201 247V246H200ZM199 247V248H200ZM203 247V246H202ZM120 248V247H119ZM122 248V247H121ZM124 248V247H123ZM159 248V247H158ZM113 249V250H112ZM168 249V248H167ZM172 249V248H171ZM171 249H170V251H171ZM182 249V248H181ZM188 249H189V247H188ZM191 249V248H190ZM196 249H198V248H196ZM195 249V251L197 252V250ZM242 249V248H241ZM240 249V251H242ZM248 248H246V250H247ZM116 251H117V249H115ZM183 250V249H182ZM193 250V249H192ZM192 250H190V251H192ZM112 251V252H111ZM173 251V250H172ZM181 251V250H180ZM119 252V251H118ZM117 252V253H118ZM124 252V251H123ZM250 252V251H249ZM174 253H175V248H174ZM184 253V252H183ZM188 253V251L186 252V254ZM190 253V252H189ZM195 253V252H194ZM245 252H243V254H244ZM251 253V252H250ZM197 255H198V253H196ZM237 254V253H236ZM257 254V253H256ZM188 255V254H187ZM241 255H242V253H241ZM193 256V255H192ZM192 256H191V258H192ZM196 256V255H195ZM199 256V255H198ZM198 256H196V257H198ZM202 256H204V255H202ZM242 256H244V255H242ZM255 256V255H254ZM98 257V256H97ZM174 257V256H173ZM200 257V260L202 259L201 258V256H199ZM232 257V256H231ZM230 257V258H231ZM240 257V256H239ZM245 257V256H244ZM247 257V256H246ZM246 257H245V259H246ZM251 257V256H250ZM176 258V257H175ZM195 258V257H194ZM242 258V257H241ZM249 258V257H248ZM247 258V259H248ZM117 259V258H116ZM237 259V258H236ZM98 260V259H97ZM110 260V261H109ZM198 261H200L199 259H197ZM203 261L204 260H206V258H204V259H202ZM207 261H209V259L207 260ZM239 261V260H238ZM248 261H250L249 259H248ZM97 262V261H96ZM206 261H204L203 262V264L205 263ZM232 262H233V260H232ZM231 262V263H232ZM241 262V261H240ZM242 262H244V260L242 261ZM115 263V262H114ZM118 263V262H117ZM200 262H198L197 264H199ZM209 263H211V261L209 262ZM237 263V262H236ZM94 264H97V263H94ZM111 264V263H110ZM195 264V263H194ZM207 264V263H206ZM230 264V263H229ZM239 264V263H238ZM245 264V263H244ZM254 264V263H253Z\"/></svg>",
    "mask_w": 264,
    "mask_h": 264
}]
</instances>
